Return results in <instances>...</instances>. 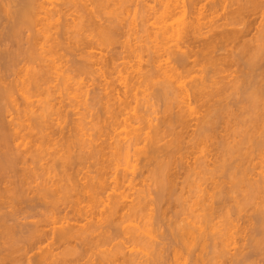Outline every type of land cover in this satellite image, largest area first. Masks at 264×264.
I'll return each instance as SVG.
<instances>
[{
  "label": "bare ground",
  "instance_id": "obj_1",
  "mask_svg": "<svg viewBox=\"0 0 264 264\" xmlns=\"http://www.w3.org/2000/svg\"><path fill=\"white\" fill-rule=\"evenodd\" d=\"M66 1L67 0H65V3H66ZM109 1H111V0H98L97 3L101 2V3H98V4L99 5L101 4V7L103 6L104 8H106V7H108V5L110 3ZM113 1H111L112 3H110V4L114 5L115 8L112 9L111 6L109 5L110 6L109 8H111L110 9L111 11L109 10V8H106V9H108L109 12H111L112 16H110V17L113 18L114 22H115V20L118 21V18L121 17V14H123L126 11V9L128 8L129 2L131 3L132 1L131 0H115V3H113ZM136 1L133 0V2H134L133 4L134 5H135V3H137ZM141 1L139 0L138 3L136 4V7H134L135 8V10H133L134 13L131 11L133 13V14L131 13L133 15V17L136 15L135 16V18H136L137 14H139V11L142 10V12H140V14L142 15V18L144 19V20L142 19L143 21L147 22L148 20H151L149 18L152 17V16L153 17H152L151 21L154 20L153 22H151V21L147 22L149 24L152 23L153 25L152 26H151V24L148 25L149 28H150V29L147 30L148 32L146 31L147 32V34H146L147 35L146 36L147 39L146 40L148 41L147 42L148 45H145V47L147 48V46H149V44H150V46H149L150 48L148 47V49H149V52H150L149 54L150 55L152 54L150 56L152 58V59L150 58L151 59L150 61L152 63L149 61L150 62V65H149L150 68L148 70L146 69V71H144V69H143L144 67L142 66L143 67L142 68L143 69V73H140L142 71L139 72L140 75L143 74V78L140 76L142 78L141 81L143 80V81H149L150 82L151 78L152 79H156V77L158 76L157 84L158 83L160 84V86H159L160 88L157 89L159 91L158 92L159 94H157V91H156V96H159V97L161 96L162 98H160V99L164 98V100H166L169 94L173 93V94H171V96L172 95L174 96V94H177L175 92L179 93V94L175 95L176 97L179 98L178 105H177V106H179V109L178 110L175 109L176 110V113H174L175 117L174 118L172 117V118L175 119L174 121L178 122V124H179V126L181 128H185V127H187V125L188 126L190 125V124H188V123H190L189 119H191V117H189V115L192 116V114L194 113L193 109H195V108H193L194 105L191 107V103L199 102L201 97L203 98V100L201 98V101H203V102L206 101L207 102L208 100H206V98H204V96L206 97L207 94L211 96V97H208L209 100H211L210 98L213 99L214 96H217V99H219V100L216 99L215 101H217V104L213 105V106H215V108H214L215 110H208V107H210V106H211V109H213L212 108V104H214V102H212V101L214 99L211 100V103L209 101L210 104H208V102L206 104L204 103L205 105H203V106L205 108H207L206 109L207 113H205L204 110H203V112H204V114H203L204 116L202 115L203 118H201L200 121L198 120L199 122L197 121L198 124L202 123L204 121V124L203 123L201 125L199 124L200 126L197 127V129L199 128L197 133H196L197 130H195L194 131L195 133L193 132L194 134L191 132L192 136L189 135L188 137H184L185 135H183V134H186V133L183 132L181 134L183 129H181L179 127L181 129L180 130L181 132L179 131L180 135L177 133V135L175 137L174 134H173V136L175 138H172V140L168 139L169 142L166 139L167 143L166 144L164 143V144L167 145V148L162 143L163 147L165 146L164 148L167 149L166 150L167 154L168 153L171 154V155H168V156L166 155L167 156L166 159H165V157L163 155V157H164V158H162L163 160L160 159L161 157L159 158V156H162V155L158 154L159 153L158 151H159L160 148L162 149V151L160 149L161 153L162 154L165 153V149L162 148V145L160 146L158 144V143H161V142H159V139L161 141L162 138H163V137L160 138V136L163 133L161 134L160 132H162V131H161V129L159 130V128H161L162 126L160 125L161 127H159V126L153 125L154 123L152 124V121L147 119L148 115L145 116L146 114H142L143 112H139V111L137 112L136 108L132 107L133 110L134 109L136 110V111H134L132 113L130 111L127 112V110H126L128 108L127 106H131L130 102L129 103L127 102L130 105H127V106L125 105L126 104L125 101H127L126 100L127 97L126 98L124 97L125 101H124L122 96H121L122 99H120L121 97L120 98H118V97L116 98L115 97L116 99H119V100H116L117 102L113 99L115 101V103L111 104V102L110 103L106 102L108 104H106L105 107L103 106L106 109L105 110L106 115L109 114L108 117L103 119L104 121L106 119H108L107 120L108 122L105 121V123L103 122V124L107 123L108 127L110 128V132L112 133V135H109L108 138H107V139H109L108 140L109 142L106 140L107 142L104 143V144L103 143L100 144V143H97V142L95 143V142H93L90 139H88L90 141L85 140V142H84L85 138L83 139L84 132L82 133V131H83L82 129H84L85 127L83 126L84 123H82V119L81 118H79V120H76V119L73 120L72 123H73V125L75 127L72 126V124H71L70 127H73L74 130L72 128L69 129V130H66V129H68V128H66L65 129L66 131H65L63 126H65V125L69 126L70 123H71L69 121L70 123L68 122L69 124H66L67 120L64 119V118H66L64 116H66V113L68 112V110H66V111L63 110L64 109L63 106H65L64 105L65 103H63V105H59L58 104L59 106H57V103H59L58 102L59 100L56 102V105L53 102L54 101L53 97L56 98L55 95L53 96V94H55L54 92L57 91V90L55 91V87L58 86V81H57V85H56L55 81H56L57 78H61V76L65 72H67V71L64 70L65 72L63 71V74L60 73V74H62V75H60V74H57V73L55 74V71H54V70H56L54 68L57 67V66L56 67L54 66V64L56 63L55 62L56 59L54 61V57H56V56H54V55H57V54H54V53L59 51V49H60V52H62L63 50L66 51L65 46H64V49L59 48L61 46V44H62L61 41L63 42V40H66V38H67V37L64 38L63 36H69V35L66 34L68 30L70 31V33L72 31L73 35H74V33L77 34V35H83L84 33H86L85 31H87V32L90 31V33L92 31L93 33L95 32V34H96V35H94V34L93 35L97 36V39L99 41L101 40L102 43L109 44L112 41L115 43V40H117L120 37L119 33L121 32V31L120 32L118 31V29H121V28H117L118 27V25L116 26L117 22L116 23H114V22L112 23V21H111V24H107V25L106 24L104 25V23L102 24V22L101 23L97 22L96 21L97 18L94 20V16H95V14L97 12L95 14H93L94 11L91 8V5H90L91 9L90 8L86 9L85 3H83L82 6L80 7L81 10H79V11H81V13L80 12H79L80 14L78 13V15H80V16H78V18L76 20L77 22H73L72 23L73 25H72L70 22L74 21L75 17H74V20H71L69 22V19H67L66 17L65 18L63 17L66 14L64 15V12L60 8L59 9L57 8L58 10L53 9V8H49L48 6H46L45 0H0V15H2V16L6 15V16H9L10 18H11V15H12V17H13V20L9 18L10 20L9 19H8V21L6 20L7 23L6 24L3 23L4 24V25L2 24L3 27L2 26L0 27V29L2 28L0 30V176H1L0 177V238L1 239L3 238V242H2L3 244L6 243V240H8L7 242L10 243L9 247L11 245L15 246V244L18 243V241L22 240L20 238H23V237H18L19 236L18 234H17L18 236L16 235L17 230L20 229V226H19L20 224L17 223V220H19L20 217H22V214L27 212V210H31V211L35 210V208L40 207L41 205H47V203H50V201H51L50 205H51V207L53 206L52 207L53 210L54 209L56 211L59 210L57 207L61 203H58V202L62 201V203L64 202V204H65L64 207H66V206H67V208L69 207L70 208L69 210H72V212L75 213V214L81 213L82 216L81 215L80 216L84 217L83 219L81 217H79V214H77V216L80 219H82V220L86 219V222H87V223L83 222L85 225H82L83 223L77 224L75 222L77 224L76 225L74 222L72 224H70L71 220L69 221L68 218H62L63 220H61V221L59 220L58 221L56 218L53 217V218H50L51 219V223H52V227L50 228V230H51L50 233H47L48 235L46 233H44L45 231H43V229L42 230L37 229L38 224H34L35 227H33V228H31V230H29L28 235H27L28 237L25 236L26 238L25 237H24L25 239L23 238L25 240L24 241L25 243H27V242L29 243L31 241V239L32 240L34 239V243L35 244H37V245H38V243L42 244L43 241L45 242V238L42 241V237L43 236L45 237L47 235L46 236V240H48V236L50 234V235H52L51 236L52 237L51 238L52 241H55V244L58 243L57 247H59L60 244L64 245V246L66 245V246L65 247L63 246L64 248L62 249V251H60L58 253H54V249H52L53 247H51L53 245V242L52 243L49 242L51 244L50 247L48 245H46V247H43L45 244L42 247L40 246V244L38 246H36L34 243L31 242L35 246L34 247L35 249L33 247H31L33 245H31L30 248L31 249L33 248V250H36V248H37L39 250H37L35 253H33L34 251H32L33 254H31L30 256L26 257V261H27L28 264H114L115 262H116L115 264H141L143 261H146L145 263L143 262L144 264H146L148 261L144 259L145 255H146L147 259L150 256L151 257L157 256L156 254H158V250L159 249L156 248L157 249L156 254H154V252H153L154 250H156L155 247H157V246H155V247L153 246V244H155L154 240H156V237L154 239L151 236V234H154L155 231H153V230L150 231L149 230L151 227L152 228H154V227L153 226L148 227V226L151 225L149 220L152 219V218H150V216H152L153 214L149 215V220L147 221L148 218L146 217L147 216V214H146L147 212L146 211H148V210H145V208H144V207H146V206H144V204H146V201H145L144 197H145V195H148V192L146 191L147 194L144 192L145 193L144 195H138L140 193L143 194L141 191L139 193H136L135 200L132 199L129 202V204L126 203L128 201L125 200V198H124L125 195H124L123 192H116V190H118L119 187L121 188L123 185L127 186V187H133L134 186L133 185V183H134L133 181L136 178H134V174H132V170L134 168V165L136 164V161H138V162L135 165V169L138 168L136 166L139 163L142 164L141 163L142 161L140 162V160H143L145 162L146 160L150 161V159H152L151 161L153 162V158L155 159L154 162L156 163V165L153 162L152 166H154L153 167L154 169L152 168L153 170L152 171L150 170V172H148V173H150L152 175V178L155 181V182L154 181H152V182L156 183V187L159 190V191L158 190L157 191L160 193V195H159L160 197L159 198H161V199L163 198L162 194L164 195V193H165L164 196H166V191L170 192V191H172V189L174 190L173 187H176L175 184H174L175 182L173 180L174 175L172 176V173L175 174V172H177V171L174 172V170H176L175 166H176V168L180 167V169H182V171L184 170L185 174L183 173V175H185L184 177L186 178V180L184 178L183 182L185 181V183L187 184L186 188L188 187L189 191L191 190V192H192L191 194L193 196L191 194L190 195L192 197H194L193 200L191 199V197H190V199L188 198L189 200L186 199V200H188L187 202H190L189 207L187 205V208H189L193 212L195 211L196 212V216H199V218L195 216L196 219L193 218V219L189 220V218L186 217L188 219V220H186V218L183 217L182 220L180 219L181 221H183V224H181V222L179 221L180 222L179 225H177L178 224L177 223L175 226H178L177 230L180 232V234L179 233L178 234L182 235V237L184 236L189 241L191 239L190 242L195 243L194 240H196L198 238V239H200V242L203 241L201 243H204V241L207 239V236H209V233H207L208 235L206 234V232L209 231L208 226L210 225V223L211 224L213 223L211 220L215 219V217L212 218L213 215L215 214L214 210L218 209V208H216V207H218V205L215 204V203L214 204L216 206L213 207L214 204H212V203L214 201L212 202V200H214L213 198L216 197L215 195L217 193H220L219 191L221 189V183H222V185L224 183V182H221L222 178L223 177L224 178L227 177V174H228L227 171L230 169L229 167H231V166H228L229 164H231V163L228 164V160H231L229 158H231V156H233V154H237V155L239 154V151L241 150V147H242L241 146L242 142H243L242 143L243 145L247 141L250 143L251 141H253L252 140L253 138L254 139L256 138L255 141H253V143H254L253 147L255 146L254 147V148H256L255 151H259V145H260L259 143H261V142H258L259 141V138H258L259 135L258 136L256 135V137H252L250 134H251V131L254 130V128L253 129H251V128L252 127H256L254 125L260 126L261 124L259 125V123H262V121H261L262 120L261 119L262 116H261V113H260L261 110H260L259 106L261 107L262 104H264V102H262V104H261V101H264V93H263L264 92L263 91L264 90L263 89L264 86H262V85H264V71H263L264 69L262 68L264 66V18L263 17L261 18L260 25H258V27L256 29L257 30L256 35H254V37H253V41H252L253 44L251 42L248 43L245 40L243 41L244 35H246L248 33V31L251 28V26L253 24H255L257 19L259 18V5L261 6V4H259V0H208L207 2H204V3H202L204 0H152L155 3L152 6H148L147 4H145L146 0H145L144 3H142ZM139 2L141 3L140 4L141 6H139ZM260 3H263V2H260ZM93 4H95V3H93ZM98 4H95L96 6L93 5V7L94 8L95 7L99 8ZM84 5H85V9L83 10L82 8H84ZM14 7H15V9H14ZM139 7H141V8H139ZM261 7H263V6H261ZM70 8H72V7H70ZM106 9H105V11L107 12ZM105 11H103V12H105ZM146 11H147V13H146L147 16H148V12L152 11V12H150L151 14L149 13V15H151V16H148V18H147V16L145 17L143 15V14H145ZM129 12H130V10H129ZM219 12H221V13H219ZM263 12L261 14H263ZM126 14L130 15V13H126ZM218 14H219V17H218ZM175 15H177L178 17L180 15L179 18L182 19V21L181 20L178 21L179 18L177 16H176L177 18L174 19L173 16H175ZM214 16H216L217 19H216V17L214 19ZM250 16H251V19H250ZM207 18H208V20H207ZM61 19H63V20H61ZM108 19H109V17H108ZM170 19L171 20L174 19L175 21L177 19V21L176 22L175 21L172 22V21H170ZM204 19H206V20H204ZM133 20L136 21L134 18H133ZM126 21H128V20H126ZM181 22H183L184 25ZM69 23H70V25H69ZM175 23L177 25H178V23L179 24L181 23V27H179V25L178 26L175 25ZM141 24L143 25V22ZM142 25H140V26L142 27ZM204 25H205V27H208L207 28L208 30H205V31H207V32L209 31V35L207 36V38L205 37L206 39L204 38V40L202 41L203 43L202 42L199 43V47L197 48V51H194V52H197V54L200 53V56H201L200 60L202 59L200 61V63L205 61V62L202 63V65L203 64L205 65V63L209 64L208 62H210L211 64H212V62H215V63H213L215 66L212 64L213 67H211L212 65L209 66V65L206 64L207 66H209V68H214L215 69L216 65H218L216 63V61L219 62V61H221V58L225 60L226 57H229V56H227V54H222L221 58H220V54H217V56H218L217 58H216V55H214V54L211 55L212 52H215L214 50H216V47H217L216 44L218 43L217 45H219V43L220 44H222L224 42L227 43V41L228 42L229 41H231V42L232 41H238V42L242 41V43H240V45H239L240 47L236 46L237 44L235 45L237 48L239 47V49H240V51H238L239 53H237V54L239 55L241 53L242 56H240V55L239 56L236 55V56H238L240 58L241 57L242 58L245 57L243 62H247L245 64L248 66L247 68L249 69L248 72H246L247 73L246 74V76H247L246 78H247V80H250V81L253 82V81L257 80L260 77V75H258L259 77H257V74H261L262 75V73H263V77L261 76L262 80H263V82H262L263 84L259 81V79H261V78H259L257 80V82L255 81L251 85L250 84L247 85L245 83L246 84V85H244L245 87L241 86L242 82L240 83V82H237V81L234 82V83L231 82V84H233L232 86H231L230 83L228 84L226 81L224 82L225 84L223 82H221L220 83L221 85H220L219 82H220V80L222 78L220 80H218L219 82H217V80L215 81L213 79V81H215V82H213L212 79H210L211 78L210 73L207 74V75L205 73L204 75L202 74L203 76L202 75L199 76L198 72L201 73V71H199L200 69L198 71L196 70L197 71L196 75H198L199 77H196L194 75V80L195 81L190 80V82L187 84L185 82L186 79H184V76H183L184 75V71H181V69H183L185 66L186 67L190 66L189 64L193 63V62L189 63L188 60L192 56L190 54H191V52H193V49H191V48L194 47V44L192 43L193 45L190 46L189 43L197 41V39L199 38L198 36H200L201 34L204 33V32L201 33L202 32L201 31L202 30L201 27H203ZM236 25L237 26H241V27H239V28H229L228 27V26H236ZM68 26L70 27V29L71 28L72 29L70 30ZM136 26H137V24H136ZM150 26L152 27V29H151ZM119 27H122V26L120 25ZM134 28H132V29H134ZM147 28L148 27H146V29ZM124 29H126V28H124ZM52 30L56 31V32L54 31L52 35L55 34L57 36H59V35L62 36V38H60V37L58 38L57 37V39H55V41L59 39L58 42L56 41L57 43H53L54 41H52V39L54 37L56 38V36H53V38L51 39L52 36H51L50 32ZM127 32H129V31H127ZM146 32H144V33H146ZM207 32H205V33H207ZM64 34H66V35H64ZM77 35L73 36L75 39L77 37L79 38V39L77 38V40H75V41L73 40L74 43L78 42V40H80L82 38V36H77ZM86 35H89V34L87 33ZM90 35L92 36V39H93L94 36L92 34H90ZM118 35H119V37L117 38ZM131 35H132V33H131ZM131 35H129V36H131ZM122 36H124L123 33H122ZM88 37H90V36H88ZM143 37L145 38V36H143ZM132 38H131L132 40H135L134 37H132ZM136 38H139V37H136ZM37 39H40V40H37ZM60 39H63V40L60 41ZM68 39H70V37ZM94 39H96V37ZM124 39H125V37H124ZM139 39H137V40H139ZM199 39L201 40V38H199ZM82 41L85 42V40H82ZM248 41H249V39H248ZM64 42L67 43V41H64ZM81 42L79 43L80 45L83 44ZM131 42H133V41H131ZM142 42H143V39H142ZM66 43H64V45ZM102 43H100V44H102ZM169 43H171V44L169 45ZM139 44H141V43H139ZM144 44H145V42H144ZM184 44H185V46H184ZM195 44H197V42ZM85 46H87V45L85 44ZM85 46H83V47H85ZM189 46L191 48H189ZM107 47H109V46H107ZM127 47H128V45H127ZM143 47L144 46H142V49H143ZM219 47H220V49L222 48L221 46H219ZM139 48H141V46ZM171 48H173V49H171ZM183 48H186V50L185 49L183 50ZM218 48H217V50L219 51ZM169 49H171V50H169ZM187 49L188 50L191 49V50H189L190 53H189V51ZM110 50H108V51H110ZM217 50H216V52H217ZM139 51H138V53H139ZM172 51H173V54H172ZM143 52H146V51L143 50ZM235 52H237V51H235ZM134 53L136 54L137 52H134ZM149 54L147 52L148 58H149ZM174 54H175V57L173 56ZM62 55H64V54H62ZM91 55H93V54H91ZM132 55H133V52H132ZM171 55L174 57L175 60L172 57L173 63H171L172 60H170V63L171 64H175L176 63V65L169 64V58H170ZM194 55H195V53H194ZM223 55H226V56L223 58ZM84 56H86V55H84ZM138 56L139 55H136V58ZM164 56H165V59L168 60V62L167 61L165 62L164 61L165 59H161ZM200 56L198 55L197 58L200 57ZM109 57H111V56H109ZM214 57L216 59H218V58H220V59L216 60ZM114 58H117V57L114 56ZM60 59H62V58H60ZM90 59L87 58V60H90ZM197 60L195 59L194 63H196L195 61H197ZM242 60H239V61H242ZM100 61L101 60H99V62ZM102 61H104V59H102ZM136 61H134V62H136ZM262 61H263V63H262ZM107 62H106V64H107L106 66L109 65ZM222 62H223V60H222ZM83 63L85 64L86 62L82 61V65H83ZM87 63L85 64L86 66H87ZM232 63H233V61H232ZM89 64H91V63H89ZM199 64H196V65L200 66ZM104 65H105V63H104ZM65 66H67V65H65ZM61 67H63V65ZM127 67H129V66H127ZM137 67H138V65H137ZM139 67L141 68V66H139ZM139 67H138V69H139ZM151 67H152V69H151ZM190 67H188V68H190ZM223 67H224V65H223ZM254 67H255V69L257 67V69L259 71L262 69L263 72L261 71L262 73L261 72L258 73L257 70H256V74H255L256 77L254 78V80H251L254 77V76L252 77V75H251V73H254L253 71H255V70H253ZM115 68H116V66H115ZM191 68H194V67L192 66ZM85 69H87V68H85ZM85 69L81 68V70H85ZM88 69H89V67H88ZM135 69H137V68H135ZM57 70H56V72H57ZM90 70H91V68H90ZM101 70H103V72H104L103 68ZM184 70H186V69H184ZM209 70H211V69H209ZM94 71L92 69L93 73H94ZM107 71H108V69H107ZM117 71H118V69H117ZM120 71L121 70H119L120 76L122 75L124 77V75H126V74H123L124 72L121 74L122 71L121 72ZM135 71H134V73H135ZM204 71H205V68H204ZM219 71H221V70H219ZM219 71H218V73H220ZM222 71H224V68L222 69ZM97 72H99V71H97ZM111 72H113V71H111ZM81 73L83 74V72H81ZM129 73L130 72H129V69H128L127 74L129 75ZM154 73L157 74V76H153ZM136 74H137V72H136ZM65 75L62 76V78L64 80H67V82H70V81H68V80L71 79V78L70 79L68 78V77H70V75L69 76L67 75L68 77L66 76V79L64 78ZM91 75L92 74L90 72V76ZM131 75L132 74H130V76ZM134 75H132V76H134ZM208 75L210 76L209 79L212 82H210V80L208 79ZM84 76H85V74H84ZM90 76L88 78H90ZM120 76H118V78ZM240 76H242V75H240ZM75 77H77V76H75ZM123 77H122V79H123ZM140 77H138V78H140ZM153 77H155V78H153ZM186 77H187V75H186ZM217 77H216V79H217ZM238 77H239V75H238ZM250 77H252V78H250ZM86 78H87V76H86ZM125 78H126V80H125V85L124 86L128 87L130 89H133V90L138 87V86H135V88H133L134 85L135 84L137 85V83L141 82V81H139V82L136 83V81H134L135 83L133 84V82L131 81V80H133L132 77L130 79L131 82L128 81V77L125 76ZM159 78H160V81H159ZM213 78H214V76H213ZM134 79L138 80L137 77H134ZM224 79L226 80V78H224ZM64 80H63L62 83H67V82H64ZM77 81H78V78H77ZM155 81L156 80H154V82ZM206 81L208 83H210L209 85L212 87V89L214 88L213 87L214 86L213 83L214 84L216 83V85L219 84V86L215 87L214 90H212L213 93L211 92V87H210V93H211L210 94L208 92L209 89L206 88V87L209 86V85L206 84L207 83ZM54 82H55V84H54ZM59 82H60V79H59ZM247 82H249V81H247ZM62 83L60 82L59 85H61ZM71 83L72 84L75 83L73 85H77L75 80H74V82L72 81ZM71 83L70 84L68 83V87L70 85H72ZM242 84H244V83H242ZM64 85H65V88H67V86H66L67 84H64ZM107 85H108V83H107ZM78 86H79V84L77 85V88L75 87L76 89H74V86H71V87H73V90H76L75 92H80L79 94L81 96H83L84 95L83 93L85 91H82L83 92L82 93L83 95H82L81 91H80L81 87H78ZM150 86H152V85H150ZM150 86H148V87H150ZM71 87H69V89H72ZM140 87H142V86H140ZM144 87H146V86H144ZM228 87H230L231 89H233L236 92V93L234 92V95L238 94V93H240V94L242 93L243 94V99L242 98H239V99H242L243 102L246 105L245 107L247 109V112L246 111L245 112L247 114L246 113L245 114L248 115L249 113H251V115H252L248 119V120H250V124L253 125V126L249 127L250 128V130H249L250 133H248L249 131H248V129L246 130L245 127H244L245 130H244V129H242V126L241 127L239 126L240 129H241L240 132L242 131L244 133L243 134L244 136L242 135L243 137L242 136L240 137V139L242 138V140H243L241 143L239 142V138L238 137H232V135L235 136L234 134H230L229 135L233 139L234 138L235 139L238 138L237 139L238 141L236 140L237 142L236 141L234 142L233 139L229 137L230 139H232V141L234 143H232V141L230 139L227 140L228 136L225 137V135H224L225 134L224 131L226 130L225 131L226 135H228L227 131L229 130V128L225 126L224 121L222 122V120H225V122H226L227 119H228L226 114H224V113H226V111H227V113H228L227 115H229V111L231 112L232 110H231V108H230V110H227V109H229L228 108L229 106H227V104L226 105L224 104V103L227 102V100L225 102L223 101L224 103L221 102L222 100H224L222 97L224 96V98H225V95L224 94L221 95V94L224 91H227ZM58 88H59V86H58ZM58 88H56V89H58ZM157 88H158V85H157ZM69 89L67 90V92L64 91L65 94L66 93H72L71 91H73V90L70 91ZM77 89H78V91H77ZM107 89H109V88H107ZM145 89H142V90H145ZM206 89H208V90L205 91ZM59 90L61 92L60 91H58V92L60 94H63L62 91L66 90V89L63 88L61 90V87H60ZM68 91H70V92H68ZM113 91L115 92V89ZM127 91L128 90L125 89L126 93H127ZM130 92H131V94H130V96H131L132 95V91L130 90ZM230 92H231V90H230ZM59 93L56 92V94L60 95ZM95 93L97 94V92H95ZM108 93H110V92H108ZM73 94H74V92H73ZM75 94L77 95V93H75ZM75 94L73 96H76ZM79 94L77 96L79 97V101H80L82 99V97L79 96ZM87 94L88 93L86 91V95ZM102 94H104V93H102ZM102 94H100V96ZM150 94H153V92L150 93ZM133 95H136V93L135 94L133 93ZM137 96H138V94H137ZM218 96H220L221 100H220V98H218ZM235 96H237V95H235ZM60 97H62V96H60ZM73 98H75V97H72L71 99H73ZM130 98H132V96ZM153 98L154 97H152V100H153ZM234 98H236V97H234ZM109 99H111V97ZM84 100H86V98H84ZM143 100H145V99H143ZM146 100H148V99H146ZM60 101H61V99H60ZM74 101H76V99ZM106 101H108V100H106ZM109 101H111V100H109ZM241 101H238V102L240 103ZM80 102H81L80 104H82V101H80ZM150 102H152V101H150ZM259 102H260L261 105H259ZM76 103L78 104V102H76ZM139 103H140V101H139ZM104 104H105V102H104ZM168 104H169V101H168ZM66 105H67V103H66ZM82 105H84V104H82ZM85 105H87V104L85 103ZM152 105H153V103H152ZM228 105H230V104H228ZM61 106L63 107V109H62ZM75 106H77V105H75ZM175 106H176V103H175ZM225 106H226V108H225ZM240 106H242V105H240ZM141 107H142V105H141ZM168 107H170V106H167V110H169ZM163 109H165V108H163ZM173 109H171V110H173ZM240 109L241 108H239L238 110L240 111ZM262 109H263V106H262ZM140 110H142V109H140ZM167 110H165V112ZM223 111H224V113H222ZM64 112H66V113H64ZM69 112H71V111H69ZM150 112L148 114H150ZM191 112H193V113H191ZM242 112H244V111H242ZM55 113H57L59 115L60 114H64V116L60 117L61 118V123H59L60 121L58 122L57 116H56V118H54L55 116L52 117ZM221 113L224 114L223 117L225 116L224 117L225 119H223V117H222V119L220 118L222 116ZM262 114H263V111H262ZM100 115H101V113H100ZM167 115H168V113H167ZM233 115H235V114L232 113V116L231 115L230 116L233 117ZM235 116H234V118H235ZM8 117H10L11 119H8ZM149 117H150V115H149ZM218 117L221 119L220 123H218V121L220 119L219 120L215 119V118H218ZM231 117L229 118L230 120L229 119L228 120L231 122V125H232ZM239 117L240 116H238V118ZM165 118H166V116H165ZM234 118H232V119H234ZM62 119H64V120H62ZM167 119H169V118H167ZM162 120H163V122L161 124L164 123L163 125H165V122L171 123L170 125H168V123H166L168 128H171L172 125L175 123V122H172V121L169 122V121H167L165 119H162ZM63 121H64V123H63ZM85 121H87V120H85ZM83 122H84V119H83ZM153 122H154V119H153ZM215 122H216V125L224 124V125H222L223 126V130L220 128V130L223 132V134L222 133L219 134L220 136L217 134L219 132L218 131L219 128H218V130L216 128V130L218 132L214 133L215 132V130H214L215 127L214 126H216V125H214ZM227 122H226V125L228 123H230V122H228V123ZM234 122H235V120H234ZM85 123H88V122H85ZM157 124H160V123H157ZM236 124L234 123L233 128L235 127ZM245 124H247V122H245ZM57 125H59V126H57ZM86 125H89V124H86ZM166 125L162 127V129L164 128V130H163L164 132L165 131L167 132V129L165 128ZM231 125H229L230 128H232ZM239 125H243V123L239 124ZM247 125H249V123ZM54 126L56 128L58 127V129H56L57 131H55V127ZM224 126L226 127V129H225ZM103 127H106V126H103ZM119 127H122V128L118 131L117 129ZM177 127L178 126H176V128ZM172 128H175V127H172ZM236 128H238V127H236ZM77 129H79V130H77ZM103 129L104 128H102L101 132H103ZM211 129L214 130V131H209ZM261 129H263V128H261ZM261 129H258L256 127L257 131H259ZM75 130H77L78 133ZM105 130H108V129L105 128ZM174 130L175 129H173V131ZM187 130H188V127H187ZM206 131H208V133L210 132L209 135H208L209 136L208 140L205 137L206 134H208V133H206ZM235 131H238V130L236 129ZM257 131L256 132L254 131V133H257ZM96 132H97V130H96ZM168 132H169V129H168ZM171 132H172V130H171ZM211 132H213V135H215V136H213V138H212V133ZM228 132L231 133L232 130L231 131L229 130ZM240 132H238V133H240ZM76 133L78 134L77 137H76ZM56 134H57V136H56ZM210 134H211V136H210ZM258 134H260V133L258 132ZM79 135L81 136V138L79 137ZM253 135H255V134H253ZM166 136H167V133H166ZM218 136H219L220 139L218 138ZM263 136H261V138H263ZM78 137H79V139H77ZM215 138L218 139V140L216 141ZM212 139H215V140H213L212 141L213 143H210L211 145H209V141H211ZM245 139H247V140L245 141ZM256 141H257V143H256ZM205 142L206 143L208 142V143L205 144ZM263 143H264V141H263ZM193 144L197 145L198 149L201 147L200 145H202L205 148L208 145L210 149L206 148L207 149V151H206L205 148L201 149L202 148L201 147L199 152L200 153H202L204 151L205 152L202 153V154L199 153L200 156L196 154L197 156H193L192 163L191 162L188 163L186 161V163H185L186 165H185V164H183L184 161H182L183 158H180L181 155L177 151H179L180 153H182V155H184L183 150L184 151L187 150V149L189 150L190 147H191V149H194V147H197V146H194L192 148ZM158 145H159V147H158ZM23 146H24V148H22ZM212 146H214V147L212 148ZM157 147H158V149H157ZM253 147L251 146V148L253 149V156H254L255 153H254V148ZM249 148H250V146H249ZM249 148L246 149V150L248 151ZM262 148H264V147H262ZM252 149H250V150H252ZM163 150H164V152H163ZM208 150H210V151L208 152ZM243 150H244V148H243ZM262 150L264 152V149H262ZM156 152H158L157 153L158 156H157ZM249 152H251V151H249ZM249 152H246V153L243 152L245 154L244 156H248ZM259 152H257V153L259 154ZM174 153L177 154L178 156L179 155L180 156L176 157V155ZM189 153H190V151H189ZM189 153H188V155H189ZM192 153L193 152H191V154ZM172 154H174V155H172ZM262 154L263 155H261V154H259V155L262 158H264L263 157L264 153H262ZM250 155H249V157H250ZM259 155L257 157H260ZM173 156L176 157V159H178V160L181 159L182 162L181 161L179 162ZM181 157H183V156H181ZM249 157H248V160L250 161ZM257 157L255 156V158H257ZM251 159H253V158H251ZM240 160H238V161L241 162ZM147 161H146V164H147ZM188 161H190V160H188ZM236 161H237V159H236ZM262 161H264V160H262ZM134 162H135V164H133ZM239 162H238V164H239ZM244 162H243V165L247 164V160H246V163H244ZM250 163L251 162H249V164ZM180 165H182V166H180ZM183 165H185V166H183ZM120 166H122L123 168L121 169ZM236 166H237V164H236ZM245 166H243V167H245ZM249 166H248V169H249ZM261 166H262V168H258V169H262V171H261L262 179L258 180L256 182L257 185H255V186L254 185L252 186L253 182H251V184L249 183L250 184L249 185V191L246 194V198H245L246 201L248 199L250 200V198L252 199L251 196H253V195H254L253 197L255 198L256 197L255 196L256 192L262 193L261 190L264 189V163ZM145 167H146V165H145ZM172 167H174L173 172L171 171L173 169ZM232 167H234V166L232 165ZM238 167H240V166H238ZM131 168H132V170H131ZM246 169H247V166H246ZM232 170H234V168ZM242 170L244 171L245 169H242ZM170 172H172V173L170 174ZM218 172H219V174L221 172V174L220 175L217 174ZM237 172H235V173H237ZM133 173H135V172H133ZM148 173H147V176H148ZM249 173L250 172H248V175H249ZM216 174L219 175V177H217ZM131 175H133V176H131ZM221 175H222V178H221V180H219ZM248 175H245V177L248 176ZM256 175H258V173ZM141 176L142 175H140V177ZM229 176H230V174H229ZM234 176H235V174H234ZM236 177H234V178L236 179ZM174 178H176V177H174ZM230 178H231V176H230ZM231 180H232V178H231ZM239 181H237L236 184ZM241 181H242V187H244L246 184H243V180H241ZM251 181H253V179ZM233 182H234V179H233ZM246 182H247V180H246ZM185 183H184V186H185ZM150 184H152V183H150ZM152 185H154V184H152ZM229 186H231V185H229ZM231 187H233V186H231ZM239 187H241V186L239 185ZM146 188H148V187H146ZM188 188L186 190H188ZM245 188H247V187L245 186ZM114 189H115V192H113ZM216 189L218 190V192H217ZM110 190H111V192L114 193L113 194L114 197H113L112 194L109 195V193H106L107 191H110ZM225 190H227V188ZM225 190H224V192H226ZM172 192H174V191H172ZM263 192H264V190H263ZM104 193L108 194V195H105ZM181 193L179 195H181ZM169 194L170 193L167 192V196L168 197L171 195V194L170 195ZM187 195H188V193H187ZM110 196H111V198H110ZM173 196H176V195L173 194ZM177 196H178V194H177ZM218 196H219V194H218ZM263 196H264V194H263ZM112 197L115 198V199L111 200ZM176 197L173 198V199L177 200L179 198L178 199V201H179L180 197H177V198ZM169 198H167V199L169 200ZM259 198L261 199V197H259ZM47 199H50V201L49 200L47 201ZM167 199H165V202H167ZM216 199H217V197H216ZM258 199H256V200L258 201ZM143 200L145 201V203H143L144 202ZM181 200H183V199H181ZM191 200H192V202H191ZM222 200L223 199H221V201ZM225 200L226 199H224V201ZM217 201H219V200H217ZM217 201H216V203H217ZM242 201H243V199H242ZM242 201H241V203H242ZM263 201H264V199H263ZM182 202H181V204H184ZM249 202H251V201H249ZM160 203H161V201H160ZM171 203H172V201H171ZM244 203L246 204V202H244ZM254 203H255V200H254ZM261 203H258V204H261ZM22 204H24L23 208H22V206L19 207V205H22ZM185 204H187V203H185ZM222 204H223V202H222ZM236 204H238V203H236ZM247 204H250V203H247ZM252 204H253V202H252ZM178 205H179V203H178ZM231 205H233V204H231ZM240 205H242V204H239L237 206L240 207ZM254 205H252V206H254ZM47 206L50 208L49 205H47ZM54 206L55 207L57 206V207L54 208ZM99 206L106 207L105 210L102 213H101V211L99 212V214L101 213L100 215L101 216L103 215V217H101L100 215H99L100 217H95V215H94L95 211L97 210V208H99ZM150 206H151V204L149 205V207ZM179 206H182V205H179ZM226 206H227V204H226ZM226 206H225V209H226ZM233 206H235V205H233ZM247 206H249V205H247ZM60 207L62 208L61 205H60ZM183 207H184V205H183ZM244 207H245V205H244ZM2 208H4L5 210L2 209ZM49 208H48V210H49ZM123 208H126L127 209L126 211H129V212H125L126 214H124ZM143 208H144V210H143ZM220 208L221 207L219 206V210H220ZM146 209H148V208H146ZM158 209H159V207H158ZM237 210L238 209H236V211ZM258 210L259 211L256 213V215L258 214V217H257L258 220L256 218L255 219L258 221V224L256 223L257 224V230H258L257 234L260 235V238L256 237V239L252 240V242H253L252 245L254 244L253 245L254 248H255V246L258 247L260 244L264 243V217H263L264 210H260V209H258ZM37 211H39L38 208H37ZM37 211H35V214L41 212V211H39V212H37ZM66 211L67 210H65V212ZM217 211H216V213H217ZM57 212H61V211L59 210ZM57 212H55V213H57ZM150 212H152V211H150ZM174 212H173V214H175ZM218 212H221V211H218ZM42 213L43 212H41V215H42ZM67 213H68V211H67ZM119 213H121L123 215H121V214L119 215ZM140 213H143L144 215L143 214L139 215ZM187 213L189 214V211ZM159 214H160V212H159ZM74 215H71V216H74ZM138 215L142 216L140 220L142 221L143 224L141 223V221L139 219L138 220H139L140 224L139 223L134 224L133 223V222H135L134 220H132L133 224H129L130 226L128 225V222L130 220L127 222L128 226L127 225L126 226L122 225L124 221L121 223V225H119L120 223L116 224V223H118V221L116 222V220L117 219L119 220L120 216L121 217L123 216L122 217L123 219L126 216H127V218L133 217L131 219H134V217H136ZM161 215H162V213H161ZM185 215H186V212H185ZM227 215H228V213H227ZM187 216H190V215H187ZM222 216H223V214H222ZM143 218H145L146 221L149 222V223H147L144 220H142ZM160 218H162V217H160ZM231 219H229V220H231ZM40 220H41V218H40ZM9 221L15 222V223L9 224L10 223ZM218 221H219V219H218ZM57 222H59V225L53 226ZM170 222H172V221H169V223ZM174 222H175V220H174ZM234 222H235V220H234ZM114 224H116L115 225L116 227L114 226ZM156 224L158 226L159 223L157 222ZM146 225H147V227L149 229L146 227ZM25 226H27V225H25ZM171 226H172V224H171ZM252 226H253V224H252ZM110 227L113 229L112 231H111ZM214 228L210 227L211 230L209 232H211L212 230L214 232H216L215 231L216 229L214 230ZM228 228H229V226H228ZM26 230L28 231V229H26ZM20 231H21V229H20ZM20 231H19V233H20ZM119 231L122 233V235L120 234L121 236L127 235L125 237H127L128 245H117L115 243L116 245L112 244V246H114L112 248L108 247V248H105V249H101V247L105 246L106 244L110 245L112 240L118 237ZM213 231H212L213 234L210 235L212 237H210V238H213V236H215L214 234H216V235L218 234L219 235L220 230H218V232H216V233H214ZM24 232H26V231L24 230ZM150 232H152V233H150ZM235 233H236V231H235ZM253 233H255V232H253ZM223 234H220V236L223 235ZM232 234H230V235H232ZM175 235H176V233H175ZM243 235H245V234L243 233ZM220 236H218L219 239H220ZM16 237H18V239ZM176 237H177V235H176ZM152 238L154 239L153 240L154 242H152ZM161 238H162V236H161ZM4 239H6V240L4 241ZM163 239H165V238H163ZM208 239H209V237H208ZM208 239L206 240V242H208ZM183 240H186V239H183ZM213 240H215V242L218 241V239L217 238L215 239V237H214ZM1 241H0V243H1ZM189 241H188V243H189ZM210 241H211V239H210ZM21 242H23V241H21ZM174 242H176V241H174ZM185 242L186 241H184L183 243L186 244ZM212 242H214V241H211V244H212ZM215 242L213 243V245L210 246V247L213 246V249H215L214 248L215 246L216 247L218 246V243L216 244ZM221 242H222V239H221ZM2 243L0 245H2ZM31 243H29L27 246H29ZM49 243H46V244H49ZM193 243H191V244H193ZM196 243H198V241ZM248 243L250 244L251 242H248ZM6 244L8 245V243H6ZM6 244H4L5 246L2 247V248H4L2 250H5V247L7 249V245ZM17 245L19 246V243ZM187 245L188 244H186V246ZM199 245H203L204 248L206 249L207 243L199 244ZM12 246H11L10 249L14 250L15 248H14V246L12 248ZM188 246H191V245H188ZM253 246H251V247L253 248ZM30 248H29V250H30ZM0 249H1V246H0ZM10 249H8L7 252H10L11 251ZM187 249H189V248H187ZM193 249H195V248H193ZM205 249H203V250H205ZM211 249H209V250H211ZM13 250L10 252V254L14 253ZM16 250H14V251H16ZM1 251H0V254L3 255V257L1 258V255H0V259H3L4 256L6 254H8V253L4 252V253H6V254H4V253H2L3 251L2 252ZM179 251H180V249H179ZM194 251H196V250H194ZM256 251H258V250H256ZM175 252L177 253L176 250H175ZM185 252H187V251H185ZM211 252H213V251L211 250ZM220 252L222 253L224 251H220ZM172 253L173 252H171V254ZM221 253L218 252V254L222 255ZM263 253H264V251H263ZM180 254L181 253H179L178 255H180ZM184 254H186V253H184ZM191 254H192V252L189 255H191ZM8 255H7L8 258L5 257V260H7V259L9 260V258H10L9 256L10 255L9 256ZM186 255H188V254H186ZM141 256L144 257V258L142 257L143 261H142ZM161 256H162V254H161ZM171 257H172V255H171ZM184 257L182 256L183 259H184ZM203 257H204V255H203ZM237 257H238V255H237ZM162 258H159L160 261L159 260H157V261L158 262H162L163 261V260L161 261ZM182 258H181V260H182ZM186 258H187V256H186ZM220 258H221V256H220ZM242 258L244 259V257H242ZM151 259H148V260L150 261ZM177 259L178 258H176V260L174 259V261H177ZM10 260H12V261H8V264H10V263L11 264H22L20 259L17 260V258L16 259H13V258L11 259L10 258ZM196 260H197V258H195V263L198 264V262H200V261H198V260L196 261ZM1 261L3 262V260H0V262ZM117 261H118V263H117ZM153 261H154V258H153ZM201 261L203 262V260H201ZM240 261H241V259H240ZM180 262H179V259H178L176 264L177 263L181 264L182 262L181 263ZM183 262H184L183 264H185L184 260H183ZM4 263L6 264L7 262H3L2 264H4ZM169 264H170V262H169ZM237 264H241V263H237Z\"/></svg>",
  "mask_w": 264,
  "mask_h": 264
},
{
  "label": "rangeland",
  "instance_id": "obj_2",
  "mask_svg": "<svg viewBox=\"0 0 264 264\" xmlns=\"http://www.w3.org/2000/svg\"><path fill=\"white\" fill-rule=\"evenodd\" d=\"M71 0H67L66 1V3H65V0H45V4H46V6H48L49 8H53V9H56V10H58L59 8L64 12V15L65 16H63L64 18L66 17L67 19H69V22L71 21V20H74V17H75V20L74 21H71L70 23L72 24L73 22H77L76 20H77V18H78V16H80V15H78V13L80 12L81 13V11H79V10H81V6H82V4L83 3H85V5H86V9H89L90 8V5H91V8L93 9V11H94V13L93 14H95L96 12V14H95V16H94V20L96 19V21L97 22H99V23H101L102 22V24L104 23V25L106 24H111V21H112V23L114 22V19L113 18H111L110 16H112L111 15V12H109V10L112 8V9H114L115 8V6L114 5H112V4H110V3H112L111 1H113V0H111V1H109L108 3H109V5L111 6V8H109L110 6L108 5V7H106V8H109V10L108 9H106V8H104L103 6L101 7V4L99 5L98 3H101V2H98L97 3V1L95 2L94 0H72L71 2H70ZM79 1V2H78ZM88 1V2H87ZM132 2L130 3L129 2V4H128V8L126 9V11L123 13V14H121V17L120 18H118V21L120 22H118L117 20H115V22L114 23H116L117 22V24H116V26L118 25V27L117 28H121V29H118V31L121 33H119V35H120V37H119V35L117 36V40H115V43L112 41V42H110L109 44H104V43H102V41L100 42L98 39H97V36H94V35H96L95 34V32L93 33L92 31H91V33H90V31H85L86 33H84L83 35H77V34H75L74 33V35H77V36H82V38L80 39V40H78V42H75L74 43V41L75 40H77V38L75 39L73 36V33H72V31H71V33H70V31L68 30L67 31V35H69V36H63L64 38L65 37H67L66 38V40H63V39H60V41L61 40H63V42L61 41V46L59 47V48H62V49H64V46H65V48H66V51H62V52H60V49H59V51H57L56 53H54V54H57V55H54V56H56V57H54V61H55V59H56V63L54 64V66L56 67V68H54V69H58L57 70V72H56V70H54L55 71V74L57 73V74H60V73H62L63 74V71L65 70V71H67V72H65L63 75L62 74H60V75H62V76H64L66 73V75H65V79H66V76L68 75H70V77H68L70 80H68V81H70V82H67V80H64L63 78H62V76H61V78H57L56 79V85H57V81H58V86H59V88H58V86H56L55 87V91L57 92V93H59L58 91H60L59 89H60V87H61V90L64 88V89H66V90H63L62 91V93L64 94H60V95H58V94H56V92H54L55 94H53V96L55 95V97L57 98H54L53 97V99H54V103H55V105H56V102L58 101L59 103H57V106H59V105H63V103H65L64 105L66 106H63L64 107V109H63V107H62V109L64 110V111H66V110H68V112L66 113V112H64V113H66V116H64V114H57V113H55L52 117H54V118H56V116H57V120H58V122L59 123H61V118L60 117H62V116H64V117H66V118H64L65 120H67L66 121V124H69L70 122V125L68 126V125H65V126H63L64 127V130L66 129V128H68V129H66V130H69V129H73L74 130V128L73 127H70L71 126V124H72V126H74L73 125V120H79V118H81L82 119V123H84V129H82L81 131H82V133L84 132V134H83V139H84V142H85V140H88V139H90V140H92L93 142H97V143H100V144H104V143H106L109 139H107L108 138V136L109 135H112V133L110 132V128L108 127V125H107V123L106 124H103V122L105 123V121H107L108 119H106L105 121L103 120V119H105L106 117H108V115L109 114H107L106 115V112H105V106H106V104H108V103H106V102H111V104H113V103H115V101L116 100H119V99H116L117 97L118 98H120L121 96L123 97V99H124V101H125V98L127 97V101H125L126 102V106L127 105H130V104H128L129 102L131 103V106H127L128 108L126 109L127 110V112L128 111H130L131 113L132 112H134V111H136L135 109L133 110L132 109V107L133 108H136L137 109V112L139 111V112H143L142 114H146L145 116H147L148 115V117H147V119H149V120H151L152 121V124L153 125H156V126H159V127H163V126H165L166 125V123H168V122H165V125H163V124H161L162 122H163V120L162 119H165V120H167V121H169V122H175L173 125H172V127H175V128H168V126L166 125V129H167V132L165 131H163L164 130V128L162 129V127L161 128H159V130L161 129V131L162 132H160L162 135L160 136V138H162V140L160 141V139H159V142H161V143H158L160 146L162 145V143H163V145H165L166 143H167V140L168 139H171L172 140V138H175L176 137V135H177V133L179 134V131L181 130V129H183L182 130V132H181V134L184 132V133H186V134H183V135H185L184 137H188L189 135H191L192 136V133L195 131V130H197L196 131V133L198 132V129H197V127H199L202 123L204 124V121L202 122V123H199L198 124V122L200 121V119L201 118H203V114H204V112L205 113H207V111H206V109L207 108H205L203 105H205L207 102H208V104H210L211 103V100H213L212 102H214V104H212V108L213 109H211V106L210 107H208V110H215L214 108H215V106H213V105H215V104H217V101H215L216 99H217V96H214V98L212 99V98H210L211 100H209V98L208 97H211L210 95H206V97L204 96V98H206V100H208L207 102L206 101H201V98H200V103L199 102H194V103H191V107L193 106V108H195V109H193V112L195 113H193V112H191V113H193L192 114V116H190L189 115V117H191V119H189V122L190 123H188V124H190L189 126L187 125V127H188V130H187V127H185V128H181L180 126H179V124H178V122H176V121H174L175 119H173L175 116H174V113H176V110H178L179 109V106H177L178 105V100H179V98L178 97H176L175 95H177V94H179L178 92H175V93H177V94H174V96L172 95L171 96V94H173V93H171V94H169L168 95V97H167V101L166 100H164V98L163 99H160V98H162L161 96L159 97V96H156V91H157V94H159L158 92V90L157 89H159L160 87V84L158 83L157 84V82H158V80H157V78H158V76H157V74H153V76H157L156 77V79H150V82L149 81H141V79L143 78V74L142 75H140L139 74V72L140 71H142V72H140V73H143V69H144V71H146V69L148 70L149 68H150V60L152 59L150 56L152 55H150L149 53V49H148V47L150 46V44H149V46H147V48L145 47V45H148L147 44V30L148 29H150L149 28V26L148 25H150L151 24V26L153 25L152 23H147V22H150L151 20H152V17H150L149 19H151V20H148L147 22H145V21H143L144 19L142 18V15L140 14V12H142V10L141 11H139V14H137V17L135 18V16L133 17V13H134V11L133 10H135V8L134 7H136V4L138 3V1L139 0H134V1H136L137 3H135V5L133 4L134 2H133V0H131ZM141 1V0H140ZM208 0H204L202 3H204V2H207ZM76 4H75V3ZM142 3H144L145 2V0L143 1H141ZM147 2V3H146ZM146 2H145V4H147L148 6H152V5H154L155 3L152 1V0H146ZM260 2H263V3H260ZM79 3V4H78ZM87 3V4H86ZM93 3H95V4H98L99 5V8H94L93 7V5L94 6H96L95 4H93ZM104 3V2H103ZM113 3H115V0L113 1ZM141 3L139 2V6H141L140 5ZM259 4H261V6H263L264 7V0H259ZM79 5V6H78ZM85 5H84V8H82L83 10L85 9ZM89 5V6H88ZM97 5V6H98ZM103 5V4H102ZM107 5V4H106ZM138 6V5H137ZM260 5H259V18L257 19V21H256V23L255 24H253L252 26H251V28L249 29V31H248V33L246 34V35H244V37H243V41L245 40V41H247L248 43L249 42H251L252 43V41H253V37H254V35H256V32H257V27H258V25H260V21H261V18L263 17L264 18V8L263 7H261ZM70 7H72V8H70ZM58 8V9H57ZM76 8V9H75ZM90 8V9H91ZM134 8V9H133ZM138 8V7H137ZM139 8H141V7H139ZM150 8V7H149ZM13 9V8H12ZM14 9H15V7H14ZM17 9V8H16ZM97 9V10H96ZM104 9V10H103ZM105 9L107 10V12L105 11ZM77 10V11H76ZM101 10V11H100ZM105 11V12H103V11ZM129 10H130V12H129ZM137 10V9H136ZM140 10V9H139ZM149 10V9H148ZM151 10V9H150ZM261 10V11H260ZM111 11V10H110ZM133 13H132V12ZM220 11V10H219ZM77 12V13H76ZM150 12H152V11H149L148 12V16H151V15H149V13ZM263 12V14H261ZM79 13V14H80ZM100 13V14H99ZM126 13H130V15L129 14H126ZM132 13V14H131ZM138 13V12H137ZM147 11L145 12V14H143L145 17L147 16ZM219 13H221V12H219ZM151 14V13H150ZM132 15V16H131ZM1 17H0V27L2 26L3 27V23H7V21H8V19L10 18L9 16H6V15H0ZM109 17V19H108V17ZM148 16H147V18H148ZM177 15H175V16H173L174 17V19L175 18H177L176 17ZM182 16V15H181ZM217 16V15H216ZM216 16H214V19H215V17ZM254 16V15H253ZM252 16V17H253ZM179 17H180V15H179ZM178 17V18H179ZM183 17V16H182ZM218 17H219V14H218ZM73 18V19H72ZM125 18V19H124ZM132 18V19H131ZM133 18L137 21H134L133 20ZM254 18V17H253ZM252 18V19H253ZM10 19H12L13 20V17H12V15H11V18ZM9 19V20H10ZM113 19V20H112ZM138 19V20H137ZM143 19V20H142ZM174 19H170V21H175ZM210 19V18H209ZM216 19H217V17H216ZM250 19H251V16H250ZM7 20V21H6ZM61 20H63V19H61ZM126 20H128V21H126ZM134 22H133V21ZM147 20V19H146ZM182 21V19H180L179 18V20L178 21ZM204 20H206V19H204ZM203 20V21H204ZM207 20H208V18H207ZM95 21V22H96ZM104 21V22H103ZM109 21V22H108ZM142 23L143 22V25L140 23V22ZM154 21V20H153ZM153 21H151V22H153ZM176 21H177V19H176ZM175 21V22H176ZM124 22V23H123ZM131 22V23H130ZM221 22V21H220ZM70 23H69V25H70ZM129 23V24H128ZM133 23V24H132ZM137 24V26H136V24ZM146 23V24H145ZM181 23H183V22H181ZM181 23L179 24L178 23V25H179V27H181ZM3 24V25H2ZM122 26V27H119L120 25ZM131 24V25H130ZM73 25V24H72ZM115 25V24H114ZM124 25V26H123ZM140 25H142V27L140 26ZM175 25H177L176 23H175ZM177 25V26H178ZM183 25H184V23H183ZM126 26V27H125ZM128 26V27H127ZM132 26V27H131ZM144 26V27H143ZM150 26V27H151ZM69 27V26H68ZM126 28V29H124V28ZM135 27V28H134ZM137 27V28H136ZM146 27H148L147 29H146ZM229 28H239V27H241V26H228ZM132 28H134V29H132ZM178 28V27H177ZM204 28V29H203ZM208 27H205V25L203 26V27H201V33H203V34H201L200 36H198L199 38H201V40L199 39H197V41H194V42H191V43H189V45L190 46H192L193 44H194V47H190L189 46V48H191V49H193V52H191V54L190 55H192L191 57H190V59L188 60L189 61V63H191V62H193V63H191V64H189L191 67L193 66L194 68H191L190 66H185L183 69H181V71H184V79H186L185 80V82L188 84L189 82H190V80H193V81H195L194 80V75L196 76V77H199V76H201L202 74L204 75L205 73H206V75L207 74H209L210 73V75H211V78L210 79H212V81H213V79L216 81L217 80V82H219L218 80H220L221 78V80H220V82H219V84L221 83V82H227L228 84L230 83L231 84V82H242V83H244V84H242L241 83V86H243V87H245L244 85H251L252 83H254L255 81L257 82V80L259 79V78H261V79H259V81L262 83L263 82V80H262V77H263V71H262V69L259 71L258 69H257V67H256V69H255V67H254V69L253 70H255V71H253L254 73H251V75H252V77H250V78H252L251 80H254V78L256 77V70H257V72L259 73V72H261L262 73V75L261 74H257V77H259L258 75H260V77L257 79V80H255V81H250V80H247V76H246V72H248V66L245 64V63H247V62H243L244 61V58L245 57H238L239 55L240 56H242L241 55V53L238 55L237 53H239L238 51H240V49H239V45H240V43H242V41L241 42H238V41H227V43L226 42H224V43H222V44H220L219 43V45H217L216 44V50H217V48L219 47V46H221L222 48L220 49V47L218 48L219 49V51L217 50V52H216V50H214L215 52H212V54L211 55H216V58L218 57L217 56V54H220V58H221V56H222V54H227V56H229V57H226L225 58V60L224 59H222L221 58V61H219V62H217L216 61V63L218 64V65H216V67H215V69L214 68H209V66H211L213 63H215V62H212V64L210 63V62H208L209 64H207V63H205V65L207 64V65H209V66H205L204 64L202 65V63L203 62H205V61H203V62H201L200 63V61L202 60H200V58H201V56H200V53H198L197 54V52H194V51H197V48L199 47V43L200 42H202L203 40H204V38L206 37L207 38V36L209 35V31L207 32V31H205V30H208L207 29ZM2 29V28H1ZM0 29V30H1ZM69 29H70V27H69ZM72 29V28H71ZM70 29V30H71ZM141 29V30H140ZM146 29V30H145ZM151 29H152V27H151ZM133 30V31H132ZM135 30V31H134ZM137 30V31H136ZM143 30V31H142ZM55 31V30H54ZM53 30L50 32L51 33V39L53 38V36H56V38L54 37L53 39H52V41H54L53 43H57L58 41H59V39L58 40H56L55 41V39H57V37L59 38H62V36H57V35H52L53 34V32H54ZM127 31H129V32H127ZM147 31V32H146ZM56 32V31H55ZM144 32H146V33H144ZM205 32H207V33H205ZM29 33V32H28ZM70 33V34H69ZM89 34V35H86V34ZM122 33H123V35L124 36H122ZM130 33V34H129ZM131 33H132V35H131ZM134 33V34H133ZM66 34H64V35H66ZM90 34H94L93 36V39H92V36L90 35ZM62 35V34H61ZM72 35V36H71ZM128 35V36H127ZM129 35H131V36H129ZM135 35V36H134ZM203 35V36H202ZM88 36H90V37H88ZM141 36V37H140ZM143 36H145V38L143 37ZM70 37V39H68ZM76 37V36H75ZM96 37V39H94ZM124 37H125V39H124ZM132 37H134V39L135 40H132L133 38ZM136 37H139V38H136ZM39 38V37H38ZM123 38V39H122ZM127 38V39H126ZM132 38V39H131ZM205 38V39H206ZM41 39V38H40ZM40 39H37V40H40ZM79 39V38H78ZM137 39H139V40H137ZM142 39H143V42H142ZM248 39H249V41H248ZM74 40V41H73ZM82 40H85V42L84 41H82ZM137 40V41H136ZM146 40V41H145ZM64 41H67V43L66 42H64ZM74 43H72V42ZM82 41V42H81ZM131 41H133V42H131ZM136 41V42H135ZM83 43L82 45H80L79 43ZM97 42V43H96ZM99 42V43H98ZM135 42V43H134ZM144 42H145V44H144ZM197 42V44H195ZM60 43V42H59ZM64 43H66L65 45H64ZM87 45V46H85V44ZM88 43V44H87ZM91 43V44H90ZM100 43H102V44H100ZM123 43V44H122ZM139 43H141V44H139ZM172 43V42H171ZM171 43H169V45L171 44ZM193 43V44H192ZM203 43V42H202ZM201 43V44H202ZM229 43V44H228ZM80 46H79V45ZM90 44V45H89ZM113 44V45H112ZM128 45V47H127V45ZM135 44V45H134ZM173 44V43H172ZM200 44V45H201ZM225 44V45H224ZM237 44V45H236ZM253 44V43H252ZM98 45V46H97ZM130 45V46H129ZM187 45V44H186ZM203 45V44H202ZM239 46L238 48L236 47V46ZM83 46H85V47H83ZM89 46V47H88ZM95 46V47H94ZM107 46H109V47H107ZM141 46V48H139V47ZM142 46H144L143 47V49H142ZM184 46H185V44H184ZM112 47V48H111ZM235 47V48H234ZM84 48V49H83ZM101 48V49H100ZM103 48V49H102ZM109 48V49H108ZM130 48V49H129ZM139 48V49H138ZM150 48V47H149ZM201 48V47H200ZM68 49V50H67ZM78 49V50H77ZM105 49V50H104ZM111 49V50H110ZM128 51H127V50ZM142 49V50H141ZM171 49H173V48H171ZM171 49H169V50H171ZM186 50V48H183V50ZM191 49H189V50H191ZM215 49V48H214ZM236 49V50H235ZM74 50V51H73ZM87 50V51H86ZM108 50H110V51H108ZM114 50V51H113ZM135 50V51H134ZM140 50V51H139ZM143 50H145L146 52H143ZM148 50V51H147ZM188 50V49H187ZM188 50V51H189ZM199 50V49H198ZM227 50V51H226ZM229 50V51H228ZM68 51V52H67ZM112 51V52H111ZM116 51V52H115ZM138 51H139V53H138ZM175 51V50H174ZM235 51H237V52H235ZM70 52V53H69ZM88 52V53H87ZM111 52V53H110ZM115 52V53H114ZM132 52H133V55H132ZM134 52H137L136 54L134 53ZM147 52H148V54H149V58H148V55H147ZM199 52V51H198ZM226 52V53H225ZM64 54V55H62V54ZM90 53V54H89ZM127 53V54H126ZM189 53H190V51H189ZM194 53H195V55H194ZM82 54V55H81ZM91 54H93V55H91ZM116 54V55H115ZM119 54V55H118ZM171 54V53H170ZM172 54H173V51H172ZM233 54V55H232ZM62 55V56H61ZM84 55H86V56H84ZM127 55V56H126ZM136 55H139L137 58H136ZM147 55V56H146ZM200 56V57H198L197 58V56ZM236 55H238V56H236ZM79 56V57H78ZM88 56V57H87ZM109 56H111V57H109ZM114 56L115 57H117V58H114ZM135 58H134V57ZM143 56V57H142ZM174 57H175V54L173 55ZM172 55L170 56V58H169V64H171V63H173V59H174V57H173ZM226 55H223V58L225 57ZM91 59H90V58ZM115 59H113V58ZM141 57V58H140ZM172 57H173V59H172ZM235 57V58H234ZM60 58H62V59H60ZM69 58V59H68ZM86 58V59H85ZM87 58L88 59H90V60H87ZM110 58V59H109ZM130 58V59H129ZM151 58V59H150ZM215 58V57H214ZM215 58V59H216ZM220 58H218V59H216V60H219ZM81 59V60H80ZM83 59V60H82ZM102 59H104V61H102ZM113 59V60H112ZM134 59V60H133ZM161 59H165V56L164 57H162ZM197 60V61H195L196 63H194V60ZM230 59V60H229ZM243 59V60H242ZM64 60V61H63ZM92 60V61H91ZM99 60H101L100 62H99ZM106 60V61H105ZM137 60V61H136ZM148 60V61H147ZM170 60H172L171 61V63H170ZM175 60V59H174ZM222 60H223V62H222ZM239 60H242V61H239ZM71 61V62H70ZM82 61L84 62H88L87 63V66L83 63V65H82ZM108 61V62H107ZM112 61V62H111ZM125 61V62H124ZM127 61V62H126ZM134 61H136V62H134ZM139 61V62H138ZM150 61V62H149ZM165 62L167 61L168 62V60H164ZM232 61H233V63H232ZM66 62V63H65ZM94 62V63H93ZM106 62L109 64L108 66H106L107 64H106ZM130 62V63H129ZM133 62V63H132ZM200 64H199V63ZM241 62V63H240ZM89 63H91V64H89ZM94 65H93V64ZM102 63V64H101ZM104 63H105V65H104ZM124 63V64H123ZM132 63V64H131ZM148 63V64H147ZM152 63V62H151ZM222 63V64H221ZM228 63V64H227ZM230 63V64H229ZM235 63V64H234ZM262 63H263V61H262ZM57 64V65H56ZM67 65V66H65V65ZM81 64V65H80ZM101 64V65H100ZM117 64V65H116ZM123 64V65H122ZM143 64V65H142ZM196 64H199L200 66H198V65H196ZM233 64V65H232ZM241 64V65H240ZM63 65V67H61ZM103 65V66H102ZM112 65V66H111ZM137 65H138V67L139 66H141V68L139 67V69H138V67H137ZM171 65H176V63L175 64H171ZM195 65V66H194ZM202 65V66H201ZM214 65V64H213ZM213 65L211 66V67H213ZM223 65H224V67H223ZM240 67H239V66ZM246 65V66H245ZM72 66V67H71ZM86 66V67H85ZM92 66V67H91ZM106 66V67H105ZM115 66H116V68H115ZM127 66H129V67H127ZM132 66V67H131ZM144 68H143V67ZM205 66V67H204ZM215 66V65H214ZM218 66V67H217ZM226 66V67H225ZM65 67V68H64ZM82 69H85V68H87V69H85V70H81V68ZM84 67V68H83ZM88 67H89V69H88ZM104 69V72H103V70H101L102 68ZM114 67V68H113ZM134 67V68H133ZM178 67V66H177ZM188 67H190V68H188ZM221 67V68H220ZM90 68H91V70H90ZM132 70H131V69ZM135 68H137V69H135ZM143 68V69H142ZM179 68V67H178ZM204 68H205V71H204ZM208 68V69H207ZM224 68V71H222V69ZM263 69H264V66L262 67ZM92 69H93V71H94V73L92 72ZM99 69V70H98ZM107 69H108V71H107ZM117 69H118V71H117ZM127 71H126V70ZM128 69H129V75L127 74V72H128ZM151 69H152V67H151ZM184 69H186V70H184ZM200 69V70H199ZM209 69H211V70H209ZM87 70V71H86ZM90 70V71H89ZM119 70H121L120 72H121V74L123 73V74H126V75H124V77L121 75L120 76V73H119ZM136 70V71H135ZM138 70V71H137ZM180 70V69H179ZM199 70V71H201V73H199L198 72V75H196L197 74V71ZM203 70V71H202ZM214 70V71H213ZM219 70H221V71H219ZM239 70V71H238ZM62 71V72H61ZM97 71H99V72H97ZM111 71H113V72H111ZM133 71V72H132ZM134 71H135V73H134ZM210 71V72H209ZM218 71L220 72V73H218ZM78 72V73H77ZM81 72H83V74L81 73ZM85 72V73H84ZM89 72V73H88ZM90 72H91V76H90ZM96 72V73H95ZM112 74H111V73ZM136 72H137V74H136ZM189 72V73H188ZM203 72V73H202ZM222 72V73H221ZM69 73V74H68ZM105 75H103V74ZM135 75H134V74ZM192 75H191V74ZM212 73V74H211ZM78 74V75H77ZM84 74H85V76H84ZM87 74V75H86ZM89 74V75H88ZM111 74V75H110ZM118 74V75H117ZM130 74H132V75H134V76H130ZM254 74V75H253ZM101 75V76H100ZM128 75V76H127ZM139 75V76H138ZM186 75H187V77H186ZM202 75V76H203ZM220 75V76H219ZM238 75H239V77H238ZM240 75H242V76H240ZM72 76V77H71ZM75 76H77V77H75ZM81 76V77H80ZM86 76H87V78H86ZM90 76V78H88ZM93 76V77H92ZM118 76H120L119 78H118ZM125 76L126 77H128V81H130V79H131V77L133 78V80H131L132 82H133V84L135 83L134 81H136V83L137 82H139V81H141L140 83H137V85L135 84L134 85V87L133 88H135V86H138L136 89H130V88H128V87H125L124 85H125V80H126V78H125ZM142 78H141V77ZM192 76V77H191ZM213 76H214V78H213ZM218 76V77H217ZM262 76V77H261ZM122 77H123V79H122ZM134 77H137V79L138 80H136V79H134ZM138 77H140V78H138ZM195 77V78H196ZM207 77V76H206ZM209 75H208V79H209ZM216 77H217V79H216ZM76 78V79H75ZM77 78H78V81H77ZM80 78V79H79ZM82 78V79H81ZM92 78V79H91ZM105 78V79H104ZM125 78V79H124ZM153 78H155V77H153ZM193 78V79H192ZM224 78H226V80L224 79ZM233 78V79H232ZM59 79H60V82L62 83L63 82V80H64V82H67V83H62L61 85H59L60 84V82H59ZM99 79V80H98ZM103 79V80H102ZM207 79V80H208ZM209 79V80H210ZM239 79V80H238ZM249 79V78H248ZM62 80V81H61ZM74 80H75V82H76V84L78 85L79 84V86L78 87H81V89H80V91H81V94L83 93L82 91H85L82 95L83 96H81L79 93L80 92H75L76 90H73V87H71V86H74V89H76L77 88V85H73V84H75V83H71L72 81L74 82ZM153 80V81H152ZM154 80H156L155 82H154ZM262 80V81H261ZM81 81V82H80ZM108 81V82H107ZM130 81V82H131ZM159 81H160V78H159ZM211 80H210V82H212ZM215 81H213V82H215ZM244 81V82H243ZM247 81H249V82H247ZM55 82H54V84H55ZM122 82V83H121ZM127 82V81H126ZM152 82V83H151ZM192 82V81H191ZM207 82V81H206ZM205 82V83H206ZM68 83L70 84H72V85H70L69 87H71L72 89H69V87H68ZM107 83H108V85H107ZM143 85H142V84ZM146 85H145V84ZM149 85H148V84ZM222 83V84H223ZM246 83V84H245ZM64 84H67L66 86H67V88L71 91V90H73V91H71L72 93H66L65 94V92H67V88H65V85ZM110 84V85H109ZM207 85H209L210 83H206ZM212 84V83H211ZM218 84V83H217ZM219 84L218 85H216V83L214 84L213 83V87L215 88V87H217V86H219ZM225 84V83H224ZM263 84V83H262ZM64 87H63V86ZM108 87H107V86ZM150 85H152V86H150ZM157 85H158V88H157ZM221 85V84H220ZM233 84H231V86H232ZM87 88H86V87ZM110 86V87H109ZM140 86H142V87H140ZM144 86H146V87H144ZM148 86H150V87H148ZM230 86V87H231ZM262 86H264V85H262ZM76 87V88H75ZM140 87V88H139ZM144 87V88H143ZM155 87V88H154ZM210 85L208 86V87H206V88H208L209 89V93H210ZM230 87H228V90L227 91H224L221 95H225V98H224V96L222 97L224 100H222L221 102L222 103H224L226 100H227V102L226 103H224L225 105L227 104V106H229L228 108L229 109H227V110H230V108H231V112L232 113H234L235 115L237 114L238 116H240L239 118H238V116L236 115H233V117H231L232 116V113L229 111V115H227L228 113H227V111H226V113H224V111L222 112V113H224V114H226V116H227V118L229 119L230 117H231V121H232V125H231V122L227 119V121L228 122H230V123H228L227 121V125H226V122H225V120H222V122L224 121V123H225V126L226 127H228L229 128V130L231 131L232 130V132L231 133H229L228 131H227V134L228 135H226V130L224 131V135H225V137L226 136H228L227 137V140H229L230 138H232V137H238L239 138V142L241 143L243 140H242V138L240 139V137L244 134L242 131L240 132V127L242 126V129H244L245 130V128H246V130L248 129V131L250 130V126H253L252 124H250V120H248L252 115H251V113H249L248 115H246L247 113V109H246V105H245V103L243 102V94L241 93H238V94H235V95H237V96H235L234 95V90L233 89H231ZM56 88H58V89H56ZM85 88V89H84ZM107 88H109V89H107ZM146 88V89H145ZM214 88L212 89V87H211V92L213 93V91L212 90H214ZM115 89V92L113 91ZM125 89L126 90H128L127 91V93L125 92ZM142 89H145V90H142ZM208 89H206L205 91H207ZM264 89V88H263ZM104 90V91H103ZM108 90V91H107ZM130 90L132 91V98H130L131 96H130V94H131V92H130ZM138 92H137V91ZM230 90H231V92H230ZM65 91V92H64ZM70 91H68V92H70ZM77 91H78V89H77ZM86 91H87V95H86ZM103 91V92H102ZM145 91V92H144ZM264 91V90H263ZM61 92V91H60ZM73 92H74V94L75 93H77V95L79 94V96H81L82 97V99L80 100V101H82V104H84V105H82V104H80L81 102L79 101V97L77 96H73L74 94H73ZM94 92V93H93ZM95 92H97V94L95 93ZM100 92V93H99ZM104 93V94H102V93ZM108 92H110V93H108ZM114 92V93H113ZM129 92V93H128ZM141 92V93H140ZM153 92V94H150V93H152ZM93 93V94H92ZM133 93L135 94L136 93V95H133ZM155 93V94H154ZM236 93V92H235ZM264 93V92H263ZM69 94V95H68ZM100 94H102L101 96H100ZM126 94V95H125ZM128 94V95H127ZM137 94H138V96H137ZM211 94V93H210ZM57 95V96H56ZM124 95V96H123ZM155 95V96H154ZM220 95V94H219ZM220 95V96H221ZM60 96H62V97H60ZM86 96V97H85ZM130 96V97H129ZM135 96V97H134ZM220 96H218V98H220ZM240 96V97H239ZM59 97V98H58ZM70 97V98H69ZM72 97H75V98H73V99H71ZM107 97V98H106ZM111 97V99H109ZM114 97V98H113ZM116 97V98H115ZM122 97L120 98V99H122ZM125 97V98H124ZM152 97H154L153 98V100H152ZM216 97V98H215ZM234 97H236V98H234ZM238 97V98H237ZM84 98H86V100H84ZM151 98V99H150ZM158 98V99H157ZM175 98V99H174ZM178 98V99H177ZM228 98V99H227ZM239 98H242V99H239ZM60 99H61V101H60ZM63 99V100H62ZM76 99V101H74ZM97 99V100H96ZM105 99V100H104ZM115 101H114V100ZM129 99V100H128ZM143 99H148V100H143ZM78 100V101H77ZM106 100H108V101H106ZM109 100H111V101H109ZM113 100V101H112ZM132 102H131V101ZM135 100V101H134ZM152 101V102H150V101ZM202 100H203V98H202ZM205 100V99H204ZM217 100H219V99H217ZM220 100H221V98H220ZM229 100V101H228ZM242 100V101H241ZM262 100V99H261ZM85 101V102H84ZM105 102V104H104V102ZM137 101V102H136ZM139 101H140V103H139ZM149 101V102H148ZM155 101V102H154ZM158 101V102H157ZM163 101V102H162ZM168 101H169V104H168ZM171 101V102H170ZM177 101V102H176ZM209 101H210V103H209ZM224 101V102H223ZM238 101H241L240 103L238 102ZM76 102H78V104L76 103ZM84 102V103H83ZM102 102V103H101ZM117 102V101H116ZM128 102V103H127ZM135 102V103H134ZM144 102V103H143ZM167 102V103H166ZM203 102V103H202ZM262 102H264V101H261V104H262ZM66 103H67V105H66ZM71 103V104H70ZM76 103V104H75ZM85 103L87 104V105H85ZM142 103V104H141ZM152 103H153V105H152ZM164 103V104H163ZM175 103H176V106H175ZM205 103V104H204ZM239 105H238V104ZM59 104V105H58ZM104 104V105H103ZM147 104V105H146ZM161 104V105H160ZM168 104V105H167ZM197 104V105H196ZM199 104V105H198ZM228 104H230V105H228ZM260 104V102H259V105H261ZM75 105H77V106H75ZM102 105V106H101ZM141 105H142V107H141ZM166 105V106H165ZM240 105H242V106H240ZM56 106V107H57ZM74 106V107H73ZM104 106V107H103ZM167 106H170V107H168L169 108V110H167ZM199 106V107H198ZM217 106V105H216ZM262 106H263V109H262ZM262 106L260 107L259 106V108H260V113H261V121H262V123H259V125L260 126H257V125H254V126H256L258 129H261V128H263V129H261V130H259V131H257L256 130V127H252L251 129H253L254 128V130L253 131H251V136L252 137H256V135L258 136V138H259V141L258 142H261V143H259L260 145H259V151L261 152H259V151H255V149L256 148H254L253 147V145H254V143H253V141H255V139L253 138L252 140L253 141H251L250 143L247 141L244 145L241 143V152L239 151V154L237 155V154H233V156H231V158H229V159H231V160H228V164L229 163H231V164H229L228 166H231V167H229L230 169L227 171L228 172V174H227V177L226 178H222V175L220 176V179L219 180H221V178H222V181L221 182H224L223 183V185H222V183H221V189H220V193H217L215 196L217 197V199H216V197H214L213 199L214 200H212V204H217L218 205V207H216V208H218V209H216V210H214L215 212V216L213 215V217L212 218H214L215 217V219L214 220H211L213 223V225L210 223V225L208 226V228H209V231L211 230L210 229V227H212V228H214V230L216 231V232H218V230H220V232H219V235L217 234H214L215 236H213V238H210V237H212V236H210V235H212L213 233H212V231L211 232H209V231H207L206 232V234L207 233H209V236H207V239H208V237H209V239H208V242L210 243H208V242H206V240L204 241V243H207V245H206V249L204 248V246L203 245H199V244H204V243H201V242H203V241H201L200 242V239H196L197 241H198V243H196L197 241L196 240H194V242L195 243H193V242H190L191 241V239H190V241L187 239V238H185L184 236L182 237V235H179L180 234V232L177 230L178 228V226H175L177 223V225H179V223L181 222V224H183V221H181L182 219H183V217L184 218H189V220L190 219H196L195 218V216H196V212L194 213L192 210H190L189 208H187V205H188V207H189V204H190V202H187L189 199H190V197H191V199L193 200V198L194 197H192L193 195L191 194L192 192H191V190L189 191V188H188V190H186L187 188H186V186H187V184L185 183V181L183 182V180H184V176L185 175H183V173L185 174V172H184V170L182 171V169H180V167H178V168H176V166H175V169L176 170H174V167H172L173 169L171 170L172 172H173V170H174V172L175 171H177V172H175V174L174 173H172V172H170V174L172 173V176L174 175V177H176V178H174L173 177V180H174V184H175V186L176 187H173L174 188V190L172 189V191H174V192H172V191H166V196H167V192L168 193H170L169 195V197L167 196H164L165 195V193H164V195L162 194V199L161 198H159L160 196V193L158 192L159 190L157 189V187H156V183H153L152 181H154L153 180V178H152V175L150 174V173H148V172H150V170L152 171L154 168V166H152L153 165V162L155 161V159L153 158V162L151 161L152 159H150V161L152 162H150V161H147V164H146V161L144 162L143 160H140V162L142 163V164H138L136 167H138V168H136L135 169V165L137 164V162L138 161H136V164H135V162L133 163V164H135L134 165V168H133V170H132V168H131V170H132V174H134V178H136V179H134V183H133V187H127V186H122L121 188L119 187V189L118 190H116V192H123L124 193V195H125V200H127L128 202H126L127 204H129V202L133 199V200H135V197H136V193H139L140 191L143 193V194H138V195H144L145 193L147 194V192H148V195H145V197H144V199H145V201H146V204H144V206H146V207H144L145 208V210H148V211H146L147 213V221L149 220V215H152V216H150V218H152L151 220H149L150 221V223H151V225L150 226H148V227H151V226H153L154 228H148L147 227V225H146V227L151 231V230H153V231H155V233L154 234H151V236L155 239V237H156V240H154L153 238H152V242H154L155 241V244H153V246L155 247V246H157V247H155V249L157 248V249H159L158 250V254H156V252H157V249L156 250H154L153 252H154V254H156L157 256H155V257H148V259H151L150 261L146 258V255H145V258L143 257V256H141V258L143 257L145 260H147L148 262V264H169V262H170V264H176V262L178 261V259H179V262L181 263V264H183L184 262H183V260L185 261V264H196L195 263V258H197V260L198 261H200V262H198V264H237V263H241V264H264V253H263V251H264V243H262V244H260L258 247H256L255 246V248H254V244L252 245V240L253 239H256V237L258 238H260V235H258L257 234V224H258V214L256 215V213L259 211L258 209H260V210H264V201H263V199H264V196H263V194H264V192H263V190H261V192L262 193H258V192H256V194H255V198L253 197V196H251L252 197V199L250 198V200L248 199L247 201H246V194L248 193V191H249V185L251 184V182H253V184H252V186L254 185H257L256 184V182L258 181V180H260V179H262V177H261V171H262V169H258V168H262V164L264 163V161H262V160H264V158H262L259 154H261V155H263L262 153H264L263 152V150L262 149H264V148H262V147H264V143H263V141H264V104H262ZM141 107V108H140ZM147 107V108H146ZM163 108H165V109H163ZM174 108V109H173ZM225 108H226V106H225ZM239 108H241L240 109V111L238 110ZM245 108V109H244ZM129 109V110H128ZM132 111H131V110ZM140 109H142V110H140ZM171 109H173V110H171ZM176 109V110H175ZM165 110H167L166 112H165ZM196 110V111H195ZM203 110H204V112H203ZM225 110V109H224ZM234 110V111H233ZM69 111H71V112H69ZM73 111V112H72ZM148 111V112H147ZM151 111V112H150ZM200 111V112H199ZM242 111H244V112H242ZM246 111V112H245ZM262 111H263V114H262ZM99 112V113H98ZM145 112V113H144ZM150 112V114H148ZM236 112V113H235ZM59 113V112H58ZM100 113H101V115H100ZM166 113V114H165ZM167 113H168V115H167ZM197 113V114H196ZM221 113V114H222ZM245 115H243V114ZM246 113V114H245ZM71 114V115H70ZM224 114H222V116L220 117L221 119H222V117H223V115ZM98 115V116H97ZM106 115V116H105ZM149 115H150V117H149ZM173 115V116H172ZM203 115V116H202ZM231 115V116H230ZM105 116V117H104ZM165 116H166V118H165ZM169 116V117H168ZM229 116V117H228ZM234 116H235V118H234ZM87 117V118H86ZM163 117V118H162ZM173 117V118H172ZM188 117V116H187ZM225 117V116H224ZM223 117V119H225ZM237 117V118H236ZM160 118V119H159ZM167 118H169V119H167ZM197 118V119H196ZM199 118V119H198ZM219 117L218 118H215L216 120L218 119H220ZM232 118H234V119H232ZM8 119H11L10 117H8ZM64 119H62V120H64ZM83 119H84V122H83ZM153 119H154V122H153ZM158 119V120H157ZM172 119V120H171ZM221 119L218 121V123H220L221 122ZM85 120H87V121H85ZM94 120V121H93ZM199 120V121H198ZM234 120H235V122H234ZM70 121V122H69ZM198 121V122H197ZM202 121V120H201ZM247 122V124L249 123V125H247V124H245V122ZM69 122V123H68ZM85 122H88V123H85ZM108 122V121H107ZM217 122V121H216ZM216 122L214 123V125H216ZM238 122V123H237ZM63 123H64V121H63ZM62 123V124H63ZM97 123V124H96ZM157 123H160V124H157ZM234 123L237 125H235V127L233 128V126H234ZM243 123V125H239V124H242ZM86 124H89V125H86ZM102 124V125H101ZM171 123H168V125H170ZM161 125V126H160ZM221 125V126H220ZM220 125H216V126H214L215 128H214V130H215V132L214 133H217L218 131V135L219 134H223V132L220 130V128L223 130V126L222 125H224V124H220ZM229 125H231L232 126V128H230L229 127ZM245 125V126H244ZM263 125V126H262ZM56 126V125H55ZM54 126V127H55ZM57 126H59V125H57ZM92 126V127H91ZM103 126H106V127H103ZM176 126H178L177 128H176ZM218 126V127H217ZM224 126V127H225ZM240 126V127H239ZM62 127V126H61ZM75 127V126H74ZM108 127V128H107ZM181 129H180V128ZM226 127H225V129H226ZM236 127H238V128H236ZM245 127V128H244ZM102 128H104L103 129V132H101L102 131ZM105 128L106 129H108V130H105ZM122 127H119L117 130L119 131L120 129H121ZM179 128V129H178ZM216 128H217V130H218V128H219V130L217 131L216 130ZM227 128V129H228ZM56 129H58V127L56 128L55 127V131H57ZM76 129V128H75ZM97 130V132H96V130ZM99 129V130H98ZM168 129H169V132H168ZM173 129H175L174 131H173ZM237 129L238 131H235V130ZM65 130V131H66ZM77 130H79V129H77ZM77 130H75V131H77ZM171 130H172V132H171ZM187 130V131H186ZM214 130H209V131H214ZM234 130V131H233ZM100 131V132H99ZM107 131V132H106ZM176 131V132H175ZM178 131V132H177ZM254 131L256 132L257 131V133H254ZM261 131V132H260ZM99 132V133H98ZM109 132V133H108ZM192 132V133H191ZM235 132V133H234ZM238 132H240V133H238ZM245 132V131H244ZM258 132L260 133V134H258ZM77 133H78V131H77ZM76 133V137H77V134ZM81 133V132H80ZM79 133V134H80ZM81 133V134H82ZM111 133V134H110ZM166 133H167V136H166ZM195 133V132H194ZM193 133V134H194ZM206 133H208V131H206ZM210 133V132H209ZM209 133L208 134H206V138H207V140H208V138H209ZM212 133V138H213V136H215V135H213V132H211ZM248 133H250V131L248 132ZM255 134V135H253V134ZM173 134H174V136H173ZM230 134H234L235 136H233L232 135V137L231 136H229ZM239 134V135H238ZM241 134V135H240ZM180 135V134H179ZM187 135V136H186ZM237 135V136H236ZM56 136H57V134H56ZM210 136H211V134H210ZM220 136V135H219ZM219 136H218V138H219ZM223 136V135H222ZM244 136V135H243ZM242 136V137H243ZM261 136H263V138H261ZM75 137V138H76ZM79 137L81 138V136L79 135ZM79 137L77 138V139H79ZM111 137V136H110ZM217 137V136H216ZM230 137V138H229ZM205 138V139H206ZM238 138H232L233 139V141L235 142ZM257 138V139H258ZM76 139V140H77ZM167 139V140H166ZM216 139V138H215ZM215 139H212L211 141H209V145H211L210 143H213L212 141L213 140H215ZM220 139V138H219ZM232 139H230L231 141H232ZM82 140V139H81ZM90 140H88V141H90ZM103 140V141H102ZM107 140V141H106ZM166 140V141H165ZM206 140V141H207ZM210 140V139H209ZM218 139H216V141H217ZM247 139H245V141H246ZM262 140V141H261ZM83 141V140H82ZM87 141V142H88ZM91 141V142H92ZM100 141V142H99ZM232 141V143H234ZM238 141V140H237ZM236 141V142H237ZM92 142V143H93ZM109 142V141H108ZM168 142H169V140H168ZM165 143V144H164ZM208 143V142H207ZM206 142H205V144H207ZM216 143V142H215ZM214 143V144H215ZM249 145H248V144ZM252 143V144H251ZM256 143H257V141H256ZM195 144V143H194ZM193 144V146H192V148L194 147V146H197V145H194ZM159 145H158V147H159ZM163 145H162V148H164L165 146H166V148H167V145H165L164 147H163ZM263 145V146H262ZM202 148H201V147ZM199 147L201 148V149H203V148H205V147H203L202 145H200ZM249 146H250V148H249ZM251 146L254 148V156H253V149L251 148ZM262 146V147H261ZM158 147H157V149H158ZM214 146H212V148H213ZM22 148H24V146L22 147ZM166 148H164L165 149V153H161V151H162V149H161V151H160V149H159V153L158 152H156V154L158 153L159 155H162V156H159V158L160 159H162V158H164L165 157V159L167 158V156L168 155H171V154H167V149ZM200 148L198 149V146L197 147H194V149H191V147L189 148V150L187 149V150H183V153H184V155H182V153H180L179 151H177L181 156H183V157H181L180 155V158H183L182 159V161H184V163L183 164H185L186 163V161L189 163V162H191L192 163V161H193V156H197V155H199V150H200ZM206 148H209V146L207 145V147ZM205 148V149H206ZM243 148H244V150H243ZM249 148V150L247 151L246 149H248ZM261 148V149H260ZM210 149V148H209ZM250 149H252V150H250ZM258 150V149H257ZM157 151V150H156ZM181 151V150H180ZM188 151V152H187ZM189 151H190V153H189ZM195 151V152H194ZM206 151H207V149H206ZM210 150H208V152H209ZM249 151H251V152H249ZM163 152H164V150H163ZM191 152H193L192 154H191ZM197 152V153H196ZM205 152V151H204ZM204 152H202V153H204ZM243 152H249V154H248V156H244L245 154L243 153ZM257 152H259V154L257 153ZM188 153H189V155H188ZM202 153H200V154H202ZM158 154H157V156H158ZM175 154V153H174ZM174 154H172V155H174ZM197 154V155H196ZM243 154V155H242ZM251 154V155H250ZM163 155H164V157H163ZM167 155V156H166ZM176 155V157H179L177 154H175ZM187 155V156H186ZM240 155V156H239ZM249 155H250V157H249ZM260 156V157H257V156ZM192 156V157H191ZM200 156V155H199ZM238 156V157H237ZM255 156L258 158H255ZM174 157V156H173ZM176 157H174L175 159H176ZM248 157H249V159H250V161L248 160ZM264 157V156H263ZM245 158V159H244ZM251 158H253V159H251ZM192 159V160H191ZM233 159V160H232ZM236 159H237V161H236ZM241 159V160H240ZM244 159V160H243ZM163 160V159H162ZM176 160H178V159H176ZM188 160H190V161H188ZM238 160H240L241 162H239ZM246 160H247V164H244L243 165V162L244 163H246ZM254 160V161H253ZM179 162L181 161V159H179L178 160ZM181 161V162H182ZM232 161V162H231ZM237 162V163H236ZM238 162H239V164H238ZM249 162H251L250 164H249ZM253 162V163H252ZM256 162V163H255ZM258 162V163H257ZM155 163V162H154ZM190 163V164H191ZM189 164V165H190ZM236 164H237V166H236ZM250 166H249V165ZM259 164V165H258ZM145 165H146V167H145ZM155 165H156V163H155ZM186 165V164H185ZM185 165H183V166H185ZM232 165L234 166V167H232ZM247 166V169H246V166ZM258 165V166H257ZM178 166V165H177ZM180 166H182V165H180ZM238 166H240V167H238ZM243 166H245V167H243ZM248 166H249V169H248ZM261 166V167H260ZM121 167V169L123 168L122 166H120ZM237 169H236V168ZM243 167V168H242ZM143 168V169H142ZM149 168V169H148ZM153 168V169H152ZM234 168V170H232ZM241 168V169H240ZM179 171H178V170ZM239 169V170H238ZM242 169H245L244 171L242 170ZM141 170V171H140ZM169 170V171H170ZM181 170V171H180ZM231 170V171H230ZM242 170V171H241ZM254 170V171H253ZM139 171V172H138ZM238 171V172H237ZM133 172H135V173H133ZM235 172H237V173H235ZM242 172V173H241ZM246 172V173H245ZM248 172H250L249 173V175H248ZM260 172V173H259ZM137 173V174H136ZM143 173V174H142ZM147 173H148V176H147ZM254 173V174H253ZM258 173V175H256ZM177 174V175H176ZM217 174H219V172L217 173ZM216 174V176L217 177H219V175L221 174V172H220V174L219 175H217ZM229 174H230V176H231V178H232V180H231V178H230V176H229ZM234 174H235V176H234ZM240 176H238V175ZM3 175V174H2ZM140 175H142L141 177H140ZM245 175H248V176H246L245 177ZM131 176H133V175H131ZM137 176V177H136ZM171 176V177H172ZM237 176V177H236ZM243 176V177H242ZM1 177V176H0ZM143 177V178H142ZM234 177H236V179L234 178ZM242 177V178H241ZM249 177V178H248ZM56 178V177H55ZM241 178V179H240ZM144 179V180H143ZM149 179V180H148ZM152 179V180H151ZM188 179V178H187ZM191 179V178H190ZM230 179V180H229ZM233 179H234V182L237 180V181H239L237 184H236V182L234 183L233 182ZM247 180V182H246V180ZM250 179V180H249ZM253 179V181H251ZM185 180H186V178H185ZM225 180V181H224ZM227 180V181H226ZM241 180H243V184H246L245 186L247 187V188H245V186L244 187H242V181ZM256 180V181H255ZM177 181V182H176ZM229 181V182H228ZM155 182V181H154ZM227 182V183H226ZM150 183H152V184H154V185H152V184H150ZM184 183H185V186H184ZM226 183V184H225ZM229 183V184H228ZM232 183V184H231ZM250 183V184H249ZM255 183V184H254ZM179 184V185H178ZM234 184V185H233ZM151 185V186H150ZM229 185H231V186H233V187H231V186H229ZM238 185V186H237ZM239 185L241 186V187H239ZM174 186V185H173ZM184 186V187H183ZM229 186V187H228ZM146 187H148V188H146ZM152 187V188H151ZM178 187V188H177ZM223 187V188H222ZM225 187V188H224ZM231 187V188H230ZM227 188V190H225ZM230 189V190H229ZM233 189V190H232ZM244 189V190H243ZM246 189V190H245ZM145 190V191H144ZM156 190V191H155ZM158 190V191H157ZM217 190V189H216ZM224 190L226 191V192H224ZM229 190V191H228ZM147 191V192H146ZM150 191V192H149ZM182 193H181V192ZM189 191V192H188ZM260 191V190H259ZM111 190L110 191H107L106 193H109V195L110 194H114L113 192H115V189H114V191L113 192H111ZM145 192V193H144ZM172 192V193H171ZM179 192V193H178ZM217 192H218V190H217ZM228 192V193H227ZM246 192V193H245ZM181 193V195H179ZM187 193H188V195H187ZM105 194V193H104ZM152 194V195H151ZM173 194H175L176 196H177V194H178V196L177 197H180V202L178 201V199L176 200V199H173V198H175L176 196H173ZM192 196H191V195ZM218 194H219V196H218ZM226 194V195H225ZM105 195H108V194H105ZM111 195V196H112ZM137 195V196H138ZM190 195V196H189ZM223 195V196H222ZM245 195V196H244ZM111 196H110V198H111ZM153 196V197H152ZM172 196V197H171ZM185 198H183V197ZM221 196V197H220ZM235 196V197H234ZM261 197V199L259 198V197ZM113 197H114V195H113ZM112 197V199L111 200H113V199H115V198H113ZM165 197V198H164ZM176 197V198H177ZM182 197V198H181ZM223 197V198H222ZM229 197V198H228ZM242 197V198H241ZM259 199H258V198ZM167 198H169V200L167 199ZM172 198V199H171ZM189 198V199H188ZM165 199H167V202H165ZM181 199H183V200H181ZM186 199H188V200H186ZM221 199H223L222 201H221ZM224 199H226L225 201H224ZM234 199V200H233ZM242 199H243V201H242ZM255 200V203H254V200ZM256 199H258V201L256 200ZM50 201V199H47V201ZM53 200V199H52ZM192 200H191V202H192ZM217 200H219V201H217ZM233 200V201H232ZM144 201V200H143ZM145 201L143 202V203H145ZM159 203H158V202ZM160 201H161V203H160ZM171 201H172V203H171ZM178 201V202H177ZM183 201V202H182ZM186 201V202H185ZM216 201H217V203H216ZM241 201H242V203H241ZM249 201H251V202H249ZM257 201V202H256ZM170 202V203H169ZM181 202L182 203H184V204H181ZM222 202H223V204H222ZM235 202V203H234ZM244 202H246V204L244 203ZM252 202H253V204H252ZM262 202V203H261ZM50 203H51V201H50ZM50 203H47V205H49L50 206V208L47 206V205H41L40 207H37L38 208V210L39 211H41V212H43L42 213V215H41V212H39V211H37V208H35V210H27V212H25V213H23L22 214V217H20V219L19 220H17V223L18 224H20L19 226H20V229H21V231H20V229H18L17 230V232H16V235L18 236V237H25V236H27L28 235V232H29V230H31V228H33V227H35V225L34 224H38V226H37V229H39V230H42L43 229V231H45L44 233H50V228L52 227V223H51V219L50 218H56L58 221L60 220H63L62 218H68V220L71 222L70 224H72L73 222L75 223H77V224H80V223H85L86 222V219H84V220H82L84 217H81L82 215H81V213H77V214H79V217H81L82 219H80L78 216H77V214H75V213H73L72 212V210H69L70 208L68 207L67 208V206L66 207H64L65 206V204H64V202L62 203V201H60V202H58V203H61V204H59L58 205V209L61 211V212H57V211H59V210H53L52 209V207H51V205H50ZM57 203V204H58ZM168 203V204H167ZM178 203H179V205H182V206H179L178 205ZM185 203H187V204H185ZM221 203V204H220ZM236 203H238V204H236ZM247 203H250V204H247ZM258 203H261V204H258ZM151 204V206L149 207V205ZM165 206H164V205ZM213 205V207H215L216 205ZM226 204H227V206H226ZM231 204H233V205H235V206H233V205H231ZM239 204H242V205H240V207H238L237 205H239ZM255 204V205H254ZM258 204V205H257ZM60 205L62 206V208L60 207ZM158 205V206H157ZM169 205V206H168ZM183 205H184V207H183ZM224 205V206H223ZM244 205H245V207H244ZM247 205H249V206H247ZM252 205H254V206H252ZM262 205V206H261ZM22 206V208H23V206H24V204H22V205H19V207H21ZM219 206L222 208H220V210H219ZM225 206H226V209H225ZM233 206V207H232ZM251 206V207H250ZM261 206V207H260ZM43 207V208H42ZM45 207V208H44ZM55 206H54V208H56ZM103 206H99V208H97V210L95 211V217H100L101 215V213L105 210V208L106 207H103ZM155 207V208H154ZM158 207H159V209H158ZM176 207V208H175ZM178 207V208H177ZM181 207V208H180ZM232 207V208H231ZM238 207V208H237ZM242 207V208H241ZM260 207V208H259ZM263 207V208H262ZM48 208H49V210H48ZM127 208V207H126ZM126 208H123V212H124V214H126L125 212H129V211H126L127 209ZM144 208H143V210H144ZM146 208H148V209H146ZM250 208V209H249ZM2 209H4V208H2ZM45 209V210H44ZM52 209V210H51ZM63 209V210H62ZM101 209V210H100ZM125 209V210H124ZM182 209V210H181ZM189 211V214L187 213L188 211ZM215 209V208H214ZM225 209V210H224ZM229 209V210H228ZM236 209H238L237 211H236ZM257 209V210H256ZM5 210V209H4ZM25 210V209H24ZM51 210V211H50ZM65 210H67L68 211V213H67V211L65 212ZM165 210V211H164ZM176 210V211H175ZM184 210V211H183ZM221 211V212H218V211ZM224 210V211H223ZM256 210V211H255ZM35 211H37V212H39V213H37V214H35ZM54 211V212H53ZM101 211V213L99 214V212ZM150 211H152V212H150ZM175 211V212H174ZM216 211H217V213H216ZM55 212H57V213H55ZM121 212V211H120ZM122 212V213H123ZM143 212V211H142ZM145 212V211H144ZM159 212H160V214H159ZM173 212L175 213V214H173ZM179 212V213H178ZM182 212V213H181ZM185 212H186V215H185ZM192 212V213H191ZM254 212V213H253ZM55 215H53V214ZM73 213V214H72ZM161 213H162V215H161ZM191 213V214H190ZM227 213H228V215H227ZM260 213V212H259ZM48 214V215H47ZM50 214V215H49ZM58 216H57V215ZM60 214V215H59ZM74 215V216H71V215ZM83 214V213H82ZM104 214V213H103ZM121 213H119V215H120ZM141 214H143V213H140L139 215H141ZM183 214V215H182ZM222 214H223V216H222ZM52 215V216H51ZM81 215V216H80ZM100 215V216H99ZM121 215H123V214H121ZM136 216V217H134V219H131V218H133V217H130V218H127V216L123 219L121 216L119 217V220L117 219L116 220V222L118 221V223H116V224H119V225H121V223L123 222V224L122 225H124V226H126L127 225V222H128V225L129 224H136V223H139V220L141 219V217L142 216ZM144 215V214H143ZM173 215V216H172ZM177 215V216H176ZM185 215V216H184ZM187 215H190V216H187ZM217 215V216H216ZM21 216V215H20ZM62 216V217H61ZM71 216V217H70ZM156 216V217H155ZM164 216V217H163ZM175 216V217H174ZM182 216V217H181ZM193 216V217H192ZM227 216V217H226ZM230 216V217H229ZM242 216V217H241ZM251 216V217H250ZM253 216V217H252ZM71 219H70V218ZM94 217V218H95ZM101 217H103V215L101 216ZM129 217V216H128ZM139 217V218H138ZM160 217H162V218H160ZM178 217V218H177ZM192 217V218H191ZM196 217H198L199 218V216H196ZM223 217V218H222ZM234 217V218H233ZM263 217H264V214H263ZM40 218H41V220H40ZM61 218V219H60ZM122 220H121V219ZM128 220H127V219ZM158 218V219H157ZM169 218V219H168ZM186 218V220H188ZM232 218V219H231ZM257 220H256V219ZM39 219V220H38ZM75 219V220H74ZM80 219V220H79ZM139 219V220H138ZM181 219V220H180ZM218 219H219V221H218ZM227 219V220H226ZM229 219H231V220H229ZM256 221H255V220ZM127 220V221H126ZM132 220H134L135 222H133L132 223ZM142 220H144L145 222H147L146 221V219L145 218H143ZM153 220V221H152ZM160 222H159V221ZM174 220H175V222H174ZM226 222H225V221ZM234 220H235V222H234ZM16 221V220H15ZM141 221V220H140ZM143 221V222H144ZM155 221V222H154ZM169 221H172V222H170L169 223ZM178 221V222H177ZM180 221V222H179ZM10 222V223H9ZM8 223L9 224H12V223H15V222H11V221H9ZM20 222V223H19ZM50 222V223H49ZM79 222V223H78ZM159 223L158 224V226H157V224L156 223ZM216 222V223H215ZM27 223V224H26ZM47 223V224H46ZM58 223V224H57ZM57 223H55L53 226H55V225H59V222H57ZM75 223V224H76ZM82 224V225H85V224ZM87 223V222H86ZM141 223H142V221H141ZM147 223H149V222H147ZM257 223V224H256ZM76 224V225H77ZM116 224H114V226L116 225ZM140 224V223H139ZM143 224V223H142ZM162 224V225H161ZM171 224H172V226H171ZM216 224V225H215ZM246 224V225H245ZM252 224H253V226H252ZM24 225V226H23ZM25 225H27V226H25ZM50 225V226H49ZM127 225V226H128ZM156 227H155V226ZM160 225V226H159ZM167 225V226H166ZM212 225V226H211ZM236 225V226H235ZM249 225V226H248ZM40 226V227H39ZM130 226V225H129ZM166 226V227H165ZM175 226V227H174ZM214 226V227H213ZM221 226V227H220ZM228 226H229V228H228ZM29 227V228H28ZM116 227V226H115ZM119 227V226H118ZM117 227V228H118ZM121 227V226H120ZM224 227V228H223ZM239 227V228H238ZM156 228V229H155ZM170 228V229H169ZM172 228V229H171ZM231 228V229H230ZM26 229H28V231L26 230ZM106 229V228H105ZM110 229H111V231L113 230L111 227H110ZM160 229V230H159ZM234 229V230H233ZM237 229V230H236ZM247 229V230H246ZM24 230L26 231V232H24ZM229 230V231H228ZM254 230V231H253ZM19 231H20V233H19ZM49 231V232H48ZM169 231V232H168ZM174 231V232H173ZM176 231V232H175ZM235 231H236V233H235ZM243 231V232H242ZM245 231V232H244ZM248 231V232H247ZM166 232V233H165ZM214 232V231H213ZM216 232H214V233H216ZM253 232H255V233H253ZM27 233V234H26ZM150 233H152V232H150ZM175 233H176V235H177V237H176V235H175ZM179 233V234H178ZM224 233V234H223ZM227 233V234H226ZM233 233V234H232ZM243 233L245 234V235H243ZM21 234V235H20ZM118 234V233H117ZM122 235V233L119 231V234H118V237L117 238H115V239H113L112 240V242H111V244L110 245H105V246H102L101 247V249H105V248H112V247H114V246H112V244L113 245H128V240H127V237H125V236H127V235H123V236H121ZM157 234V235H156ZM161 234V235H160ZM220 234H223V235H221L220 236ZM226 234V235H225ZM229 234V235H228ZM230 234H232V235H230ZM254 236H253V235ZM48 235V234H47ZM46 235V236H47ZM167 235V236H166ZM174 235V236H173ZM208 235V234H207ZM225 235V236H224ZM46 236L44 237H42V241H43V239L45 238V242L46 243H52L53 242V245L51 246V244L49 245V244H46L44 241H43V243L41 244V243H38V245L40 244V246L42 247L44 244V246L43 247H46V245H48L49 247L51 246V247H53L52 249H54V253H58V252H60V251H62V249L66 246H64V245H59V247H57L58 246V243H56L55 244V241H52V235H50L49 234V236H48V240H46ZM120 236V237H119ZM158 236V237H157ZM161 236H162V238H161ZM218 236H220V239L218 238ZM227 236V237H226ZM14 237V236H13ZM18 237H16L17 239H18ZM28 237V236H27ZM50 237V238H49ZM124 237V238H123ZM167 237V238H166ZM172 237V238H171ZM214 237H215V239L217 238L218 239V241L217 242H215V240H213L214 239ZM231 237V238H230ZM233 237V238H232ZM251 239H249V238ZM20 238V239H22V240H20V241H18V243H19V246L17 245L18 243H16L15 244V246H14V250H16V251H14L13 249H10L11 248V246L9 247V245H10V243L9 242H7L8 240H6V239H4V241L6 240V243H8V245L6 244V243H4V244H6L7 245V249H6V247H5V250H2V249H4V248H2L3 246H5L2 242H3V238L0 240L1 241V243H2V245H0L1 246V249H0V251L2 252V253H4V252H6V253H8V254H6V253H4V254H6L5 256H4V258L3 259H0V260H3V262H7L6 264H8V261H12V260H10V258L12 259H16L17 258V260L18 259H20L21 260V262H22V264H28L27 263V261H26V257L27 256H30L31 254H33V253H35L37 250H39V249H37L36 248V250H33V248L35 247L32 243H34V239L32 240L31 239V241L29 242V243H31L29 246H27L28 244L27 243H25L24 241V239L26 238ZM163 238H165V239H163ZM171 238V239H170ZM178 238V239H177ZM228 238V239H227ZM28 239V238H27ZM173 239V240H172ZM181 241H180V240ZM183 239H186V240H183ZM210 239H211V241H214L216 244L218 243V246L216 247H214L215 249H213V246L212 247H210L211 245H213V243L214 242H212V244H211V241H210ZM221 239H222V242H221ZM29 240V239H28ZM154 240V241H153ZM160 240V241H159ZM189 241V243H188V241ZM220 240V241H219ZM21 241H23V242H21ZM174 241H176V242H174ZM184 241H186L185 243L186 244H188V245H191V246H186V244H184L183 242ZM251 242L250 244L248 243V242ZM174 242V243H173ZM200 242V243H199ZM0 243V244H1ZM73 243V242H72ZM116 243V244H115ZM119 243V244H118ZM158 243V244H157ZM164 243V244H163ZM183 243V244H182ZM191 243H193V244H191ZM227 243V244H226ZM247 243V244H246ZM35 244V243H34ZM161 244V245H160ZM173 244V245H172ZM182 244V245H181ZM215 244V245H216ZM26 245V246H25ZM31 245H33V246H31ZM36 246H38L37 244H35ZM197 245V246H196ZM262 245V246H261ZM13 246H12V248H13ZM25 246V247H24ZM30 246L31 247H33L32 249L30 248ZM64 246V247H63ZM172 246V247H171ZM184 246V247H183ZM186 246V247H185ZM226 246V247H225ZM250 246V247H249ZM251 246H253V248L251 247ZM153 247V248H154ZM159 247V248H158ZM168 247V248H167ZM195 248V249H193V248ZM263 247V248H262ZM29 248H30V250H29ZM173 248V249H172ZM176 248V249H175ZM178 248V249H177ZM187 248H189V249H187ZM191 248V249H190ZM212 248V249H211ZM244 248V249H243ZM8 249H10L11 251L13 250V252L14 253H11L10 254V252H7L8 251ZM35 249V248H34ZM161 249V250H160ZM167 249V250H166ZM169 249V250H168ZM179 249H180V251H179ZM185 249V250H184ZM203 249H205V250H203ZM209 249H211L213 252H211V250H209ZM229 249V250H228ZM242 249V250H241ZM260 250L259 252L258 251H256V250ZM175 250L177 251V253L175 252ZM183 250V251H182ZM194 250H196V251H194ZM219 250V251H218ZM32 251H34L33 253H32ZM168 251V252H167ZM170 251V252H169ZM185 251H187V252H185ZM189 251V252H188ZM220 251H224V252H220ZM256 251V252H255ZM161 252V253H160ZM163 252V253H162ZM171 252H173L172 254H171ZM181 253L180 255H178L179 253ZM192 252V254L191 255H189L190 253ZM218 252L219 253H221L222 255H220V254H218ZM184 253H186V254H188V255H186V254H184ZM213 253V254H212ZM215 253V254H214ZM258 253V254H257ZM160 254V255H159ZM161 254H162V256H161ZM167 254V255H166ZM175 254V255H174ZM204 255V257H203V255ZM219 256H218V255ZM1 255V254H0ZM7 255L10 257L9 258V260L7 259V260H5V257H7ZM159 255V256H158ZM171 255H172V257H171ZM216 255V256H215ZM224 255V256H223ZM226 255V256H225ZM237 255H238V257H237ZM139 256V255H138ZM166 258H165V257ZM171 258H170V257ZM174 256V257H173ZM178 256V257H177ZM182 256L184 257V259L182 258ZM186 256H187V258H186ZM191 256V257H190ZM220 256H221V258H220ZM235 256V257H234ZM244 257V259L242 258V257ZM3 257V255H1V258ZM15 257V258H14ZM95 257V256H94ZM157 257V258H156ZM162 258L161 259V261L162 262H158L157 260H159V258ZM168 257V258H167ZM178 258L177 259V261H174V259L176 260V258ZM212 257V258H211ZM217 257V258H216ZM241 257V258H240ZM8 258V257H7ZM140 258V257H139ZM140 258V259H141ZM143 258H142V261H143ZM153 258H154V261H153ZM181 258H182V260H181ZM205 258V259H204ZM241 259V261H240V259ZM166 259V260H165ZM186 259V260H185ZM209 259V260H208ZM214 259V260H213ZM239 261H238V260ZM246 259V260H245ZM196 260V261H197ZM201 260H203V262L201 261ZM244 260V261H243ZM141 261V260H140ZM141 261V262H142ZM160 261V260H159ZM167 261V262H166ZM194 261V262H193ZM211 261V262H210ZM215 261V262H214ZM2 261L0 262L1 264L3 263ZM144 263L146 262V261H143ZM142 262V263H143ZM153 262V263H152ZM157 262V263H156ZM192 262V263H191ZM235 262V263H234ZM10 263V262H9ZM116 263V262H115ZM114 263V264H115ZM117 263H118V261H117ZM141 263V264H142ZM143 263V264H144ZM146 263V264H147ZM5 264V263H4ZM11 264V263H10ZM177 264H179V263H177Z\"/></svg>",
  "mask_w": 264,
  "mask_h": 264
}]
</instances>
